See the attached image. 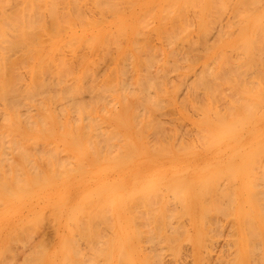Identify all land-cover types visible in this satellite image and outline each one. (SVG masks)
Instances as JSON below:
<instances>
[{"label":"rangeland","instance_id":"1","mask_svg":"<svg viewBox=\"0 0 264 264\" xmlns=\"http://www.w3.org/2000/svg\"><path fill=\"white\" fill-rule=\"evenodd\" d=\"M2 0H0V2H1ZM5 3H3V2H1V3H3V4H1L0 3V8L4 11H2L1 9H0V15L1 16H3L4 18H6L5 19V21H4V18L2 19V17H0V19H2V20H0V31L1 30H3L2 29V27H4L5 29L6 28H8V27H10V28H14V26L12 27L11 25H12V23H14V25H15V27H16V25L17 24H19L20 26H21V23L23 22L24 23V21L26 20V18H27V20L29 21L30 20V17H33L35 14H36V12H37V14L40 12V14H41V16H40V14H38V16L36 15V18H35V16L33 17V19H31V20H33L34 21V18L36 19V21L35 22H33V23H35V29L36 30H34V28L32 29H25V28H23L24 27V24H23V27H21L22 28V31H23V29H25V30H31L32 32V35L34 36H32L33 37V39L35 40V38H36V40L37 41H42V42H46V47H45V49H50V52H52L51 54L52 55H57L58 54V57H62V58H64L65 59V61L66 62H69L70 63V65L72 64V63H74L73 64V66H76L78 63H79V61H74V62H70V61H72V57H71V55L69 56V54H72V52H70L71 51V49H72V51L74 50H76V52H77V50H78V54H82V56H83V59H84V56H85V61H88L89 60V65H91V63L93 62L94 63V66L98 69V74L97 73H95V74H97V75H95L96 76V78H97V76L100 74L101 76H102V73H103V71L107 68V69H109L110 67H112L113 65H114V63H112L113 62V56L116 54V52H117V46H115V45H117V44H119V43H121V42H123L122 44H121V48L122 49H128L127 47H124V46H126V40H127V38H128V35L130 34V32H132V33H134L133 31V28H134V25H135V18H138V16L141 14L140 13V6H141V4L145 1V0H134L135 2L134 3H131L133 0H131L130 2H128V0L127 1H123V0H119V1H117V0H98L97 2H95V0L93 1V0H78V1H74V0H63L64 1V5H63V1L62 0H50V1H52V2H50L49 0H42V2H41V0L39 1V2H37V0H25V1H27L26 3H25V1L24 0H19V1H21V3L20 2H18V0L16 1V0H10V2L8 1V0H3ZM28 1H29V3H28ZM31 1H33V2H31ZM49 1V2H48ZM57 2L56 3V7L59 9V11L58 10H56L57 8L55 7V3L54 2ZM72 1V4H74V6L78 9H76L75 7H71L70 8V2ZM74 1V2H73ZM88 1V2H87ZM92 1V2H91ZM30 2H31V4H32V6L30 7ZM34 2H36L35 4H34ZM49 4H48V3ZM60 2H62V5H60ZM155 2L157 3L158 2V4H156L155 5ZM164 2V3H163ZM230 2V1H229ZM232 2H233V0H232ZM9 3H11V4H9ZM17 3H20V4H18L19 5V7L17 8L16 6H18L17 5ZM25 3V4H24ZM41 5H40V4ZM54 3V4H53ZM59 3V4H58ZM77 3V4H76ZM86 3V4H85ZM89 3H90V5H89ZM95 3V4H94ZM96 3H98V4H96ZM106 3V4H105ZM152 3H153V5H152ZM227 3H228V0H226V6H227ZM231 3V2H230ZM230 3H228V5L230 4ZM7 4H9V5H7ZM16 4V6H13V5H15ZM23 4L26 6V7H28V8H26V14H24V12H22V8L24 7L25 8V6H23ZM46 4H48V6L50 5V4H53V5H50V9L52 10L54 7L56 8V9H53L52 10V12L53 11H57L56 13H58V14H56L55 12H53V17H51V15H48L49 13L50 14H52L51 13V10L47 7V5ZM118 4V5H117ZM163 4H166V0H162L161 2L158 0V1H156V0H150V2H149V4L147 5L146 3H143L142 5L143 6H148V7H146L147 9L149 8V7H153L154 8V10H153V12H152V16L150 15V13L148 14L149 15V17H148V15H147V13L148 12H150V11H148L147 13H146V15H144V18L145 17H147L148 19H151L150 17H152V21L153 22H151V23H153V24H155L156 26H158V28H159V25H160V23L158 22L159 20H160V16H162L161 15V8L160 7H163ZM234 4V3H233ZM233 4L232 5H230V7L229 6H227V10H224V13L222 12V10H220V12H221V14H222V16H219L220 18H218V14H219V11H218V14H217V17L216 16H214V18L216 17V18H218L217 19V21L214 19V22H217V23H213V21H212V18H213V14H212V16L210 15V17H211V20H209V14L210 13H208V15L206 14L207 12H205L204 13V17L206 18V20H207V22L209 23V21H212V24H214V25H212L211 24V26H215L214 28L212 27V29H210L209 30V28H208V36H207V41H206V39H203L202 41H203V43L200 41V39H199V42H198V44H197V42L196 41H198L197 40V38H195V40H193L194 42H196V46H198L199 44H201V45H199L200 47L198 48V47H195L194 46V44H193V47L195 48H193L192 49V47H191V51L193 52V50H194V52L192 53V52H190V50H189V54L187 53V55H189V57H190V55L191 54H194V57H193V55L191 56V57H193V58H191L193 61H194V63L190 60V61H187V63H186V61H184L183 63H182V65H185V64H187V66L185 65L184 67H182L183 68V70H181L180 68H178V69H176V70H174L173 68H172V71H174V72H172V73H170L169 71V73L166 71V74L169 76H167L168 78H170V74L172 75V76H175L176 75V72H179L181 75L183 74L184 75V73H189L188 74V76H187V74H185L184 76L182 75V79L184 78V79H186V77H187V79L186 80H182V81H184L183 83H182V81H181V79H180V81L178 80V79H176V76L174 77L176 80H178L177 81V83H179V82H181V84L179 83V85H177L176 84V81L175 82H173L174 84H176L177 86H175L176 88H177V91H176V93L178 92V94L176 95V94H173V95H171V94H169V93H167V92H169L168 91V88L170 87V83H168V82H166V83H168L169 84V87L167 88V84H165V86H166V88H167V92L162 96V103H164V105L163 106H165V107H163V108H161L162 107V103H160L159 104V106L161 105V107H159L158 106V111H159V113H158V111L157 112H155L156 113V118L157 117H159V115L158 114H161V116L159 117V118H155L157 121H158V119L160 120V119H162V120H164V122H162V120H160V122H162V123H160L159 122V124L162 126V124H164L165 122H167L166 124H165V126L163 125V129L165 128V130H167L168 131V129H173L172 130V132H169V134L168 135H170V138H171V140L170 139H168L167 137H166V140L168 141V143H167V141L166 140H164V138L163 137H165V136H167V131H166V133L164 132V136H162L161 137V133H157V131H158V129H162L161 127H157L156 129H155V131H152V129L150 130H148V131H146V132H143L142 134H144V135H142L141 137H142V142L144 143V144H146V140H147V137L145 136L146 134H148V137H149V135H151V138H152V136H153V133L154 132H156L158 135H156V133H154L155 135H154V137L153 138H155V140H156V138L157 139H159V138H163L162 140L163 141H166L165 143H167V144H172V143H174V145H175V142H174V138H175V136H176V134H177V136H179V139H178V137H177V139L178 140H180V142L179 141H177V140H175L176 142H178L176 145H178V144H180L179 146H181L183 143H182V141L184 140H186L188 143L190 142V144H191V146L193 147L194 145H192V144H195L196 146H195V148H190L191 149V151H194L195 153H197V155H199L200 154V157H202L203 159H205V158H207L208 159V162H207V166H206V169L204 170V171H200V173H199V175L201 174V176H207V184H206V187L208 188V186H209V188H210V193L212 192V190L214 189V190H218L217 191V199H218V201L221 203H219V202H217V203H219V207H220V210L222 209V211H220L221 212V214H222V216H221V214H220V212L218 213V211H215V213H216V216H215V213H214V208L213 207H217L218 206V204H217V206H216V204H213V201L212 200H214V203H216V199H214V197H215V195H213V194H210L209 193V191H208V189L206 190V192H207V194L209 193V198H211V196L213 197V199L211 198V199H204L205 201L207 200V202H206V204L204 203L205 201L203 200V202H202V204L204 203V208H205V210H206V212L207 211H209L210 209L213 211V212H209V214L207 215V216H209V219H208V217L206 218H204L203 217V215L205 214H202V215H200L199 217H197V218H195L196 220H197V228H194V226H193V220L194 219H191V220H189V219H182V220H185V221H182V220H179V222L181 221L183 224H181V223H179V224H181L183 227L185 226V229H176L175 227H176V225H177V223H176V225H175V222L173 223V221H176V222H178V220L177 219H172V220H170V223H173V224H171L172 225V227L174 228L173 229V231L171 230V227H170V229H168V231H167V229H166V231H167V234H165L164 233V235H162L161 233L159 234V236L161 237V240H159L160 242L162 241V239H164L165 237H166V235L168 236V237H166L165 238V241L166 242H164V241H162L160 244L158 243V239H157V241H155L156 243H158L157 244V246H159V247H157L156 246V243L155 242H153V244L151 245L152 247H150V245H149V243H148V241L147 240H145L144 238V235H142L141 237L147 242V245H146V243L144 242V240L141 238V240H143V245L145 246V248H146V246L148 247V249H147V251H146V249H145V251L146 252H148V253H153L154 251H155V255H154V259H153V261L154 262H152V264H253L254 262V264H264V240H262V239H264V234H261L262 232H264V222H262V221H264V220H261V217H264V213H261V217H260V215L258 214V213H260L261 211L259 210L260 209V207H261V209L262 208H264V206H262V205H264V201H261V200H259L258 202L259 203H257V202H255V211L257 212V214L259 215V217H257L256 216V214H255V211L254 210H252L251 209V211H249L250 209H248L247 211H248V213L246 212V208L247 207H242V206H238V203H240L241 202V191L242 190H246V185H245V179H246V176H249V178L251 177V179H253L252 178V174H249V173H253V171H255V172H257L258 173V171H260V169H261V167H260V169L257 171V169L259 168H257V166H254V165H257V164H254V163H256L257 162V160H258V162H259V160H260V162L258 163L259 165H260V163H262V160H264V159H262V157H264V156H262V155H264V154H262V153H264V151H262V153L261 152H258L259 153V158L257 159L256 157H258L257 155H256V157H255V154L253 155V150L254 151H256L258 148L260 149V151H261V148L262 149H264V110H262V113H260L261 112V110L260 109H264V108H262V106H264V105H262V104H264V100H262L261 101V94H264V92H262V91H264V88H262V87H264V83H262V82H264V77H261L262 75H264V71H262V70H264V67H262L261 69H258L259 67H260V65L259 64H261V66L262 65H264V64H262V62H264V54H262V53H264V48H262V47H264V41H262L261 42V40H259L258 39V42L257 41H251L252 42V46H255V45H257V46H261L260 48H261V50H260V48H258L260 51H262L261 52V54H259L260 55V57L257 55V54H255V55H257L258 57H259V59L257 58V57H254V58H256V61L254 62L253 61V63H254V65H255V63H256V65L255 66H257V64L259 65V67L258 68H256L255 66H252V64L253 63H249V61L251 62V59L249 60V58H250V55H249V52H250V54L251 55H253V56H255L254 54H253V48H251L250 47V42H249V44H247V46H249V52L247 53V55H245V56H243L244 54H242L244 51H242V53H241V55H240V51L241 50H245V41H243L242 40V38H241V36L239 37V33H242L245 29H249V28H251V24L250 23H247V22H245V23H242V22H238V21H241V20H237V19H235V20H232V18L234 19V18H236L238 15H240V12H239V14H237V16H236V11L234 12V10L233 9H231L230 10V8H234V6H233ZM1 5H2V7H1ZM8 6V7H3V6ZM10 5H12L11 7H9ZM43 5V6H42ZM152 5V6H151ZM171 5H173V7H174V4H171ZM171 5H170V7L169 8H167L168 10L170 9L171 10V8H173V7H171ZM60 6H62V8L60 7ZM101 6V7H100ZM47 8V10H46V8ZM53 7V8H52ZM82 7V8H81ZM95 7H98V8H95ZM179 7H180V5H175V7H174V10L172 9L171 11H174L173 13H175L176 11H178L179 13H182V12H180V10L181 11H183L184 12V10L183 9H180L179 10ZM236 7V6H235ZM5 8V9H4ZM8 8H10V9H8ZM11 8H12V10H13V12L15 13V14H13L12 12H10V14H9V12H8V10L10 11L11 10ZM20 8V9H19ZM32 8H33V10H32ZM42 8V9H41ZM45 8V9H44ZM61 8V9H60ZM100 8H102V10L100 9ZM104 8V9H103ZM106 8H108V9H106ZM119 8V9H118ZM121 8V9H120ZM8 9V10H7ZM15 9H17L16 10V12H15ZM37 9V10H36ZM73 11V13H71V10ZM101 10V13L103 12V14L104 13H106V16L107 17H105L106 19H104L103 17L105 16V14L104 15H102L101 13H99V11ZM106 9V11H104ZM123 9H125L123 12H122V10ZM151 9V8H150ZM225 9V8H224ZM229 9V10H228ZM235 9V8H234ZM247 8H244V10H246ZM11 10V11H12ZM19 10H20V12H19ZM28 10H31L32 11V13L34 12V14L33 15H31V16H29L30 14H32V13H28L27 11ZM43 10V11H42ZM45 10V11H44ZM49 10H50V12H49ZM77 12H76V11ZM110 10V11H109ZM111 10H113V11H115L114 13H113V11H111ZM117 10V11H116ZM139 10V11H138ZM146 10V9H145ZM157 10V11H156ZM176 10V11H175ZM236 10V9H235ZM237 10H238V8H237ZM244 10H243V12H244ZM252 11L254 10V9H251ZM257 10L258 9H255L253 12H250L249 13V16L247 15V14H245V13H248V11H249V8H248V10H247V12L245 11V13H244V15L246 16L247 15V19L248 18H250L252 15H254L256 12H257ZM7 11V12H6ZM17 11H18V14H17ZM36 11V12H35ZM78 11H80V12H78ZM84 11V12H83ZM128 11V12H127ZM137 11V12H136ZM186 11V10H185ZM190 10H187L186 12H184V13H186L187 14V17L185 16V20L187 21V20H190V18L193 16L192 15V13L190 12V14L188 13ZM241 11V10H240ZM22 12V13H21ZM43 12V13H42ZM47 12H49L48 14H47ZM83 12V13H82ZM92 12V13H91ZM98 12V13H97ZM109 12V13H108ZM113 14H112V13ZM170 12V11H169ZM21 13V14H20ZM28 13V14H27ZM46 13V14H45ZM55 13V14H54ZM64 13V14H63ZM69 13H70V15L72 16V18L73 19H71L70 17V15H69ZM82 13V14H81ZM171 13V12H170ZM183 13V14H184ZM226 13V14H225ZM238 13V12H237ZM60 14V15H59ZM67 14H68V16H67ZM81 14V15H80ZM98 14H100L99 16H98ZM111 14V15H110ZM128 14H131L132 16H133V20H134V22H131L132 21V19L131 20H127V15ZM156 14V15H155ZM176 14H178L177 12H176ZM176 14H174V16L176 15ZM220 14V15H221ZM225 14V15H224ZM232 14V15H231ZM235 14V15H234ZM243 13H241V15H242ZM18 15H21V17L19 16L18 17ZM57 15V16H56ZM62 15V16H61ZM66 15V16H65ZM89 15V16H88ZM109 15V16H108ZM113 15V16H112ZM141 15H143V14H141ZM182 15V14H181ZM188 15H190V18L188 17ZM216 15V14H215ZM234 15V16H233ZM25 16V17H24ZM49 16V17H48ZM65 16V17H64ZM74 16V17H73ZM77 16V17H76ZM78 16H79V18H78ZM115 16V17H114ZM169 16V15H168ZM171 16H173V15H170L169 17H171ZM208 16V17H207ZM232 16V17H231ZM243 16V15H242ZM245 16H243V17H245ZM23 17V18H22ZM37 17L39 18L38 20H37ZM42 17H43V21H42ZM47 17V18H46ZM56 17H59V19L58 18H56ZM61 17H62V19H61ZM80 17H81V19H80ZM84 17V18H83ZM96 17V18H95ZM141 17V16H140ZM154 17V18H153ZM160 17V18H159ZM179 18L181 17L180 15L178 16ZM240 16H238L237 18H239ZM40 18H41V20H40ZM75 18V19H74ZM102 19V21L101 20H99V21H101V22H99L98 21V19ZM142 18H143V16H142ZM156 18H159V19H156ZM183 19V22L186 24V21L184 20V17H182ZM186 18H188V19H186ZM241 18V17H240ZM11 19H15V20H13V21H15V22H12L11 23ZM61 19V20H60ZM65 19V20H64ZM97 20L98 22L96 23V22H94V21H91V20ZM146 19V18H145ZM192 19H194L195 20V18L194 17H192ZM191 19V23H193L194 24V20H192ZM232 21H231V20ZM244 19H246V17L244 18ZM9 22V24H8V22ZM27 20H26V23H27ZM56 20V21H55ZM64 20V21H63ZM72 20H74L75 22H77V24L75 23V22H73ZM144 20V19H143ZM229 20V21H228ZM38 21V22H37ZM58 21L61 23H58ZM65 21H66V23H65ZM68 21V22H67ZM174 21V20H173ZM226 21V22H225ZM230 21H231V23H230ZM237 21V22H236ZM7 22V23H6ZM17 22V24H15ZM37 22V23H36ZM46 22V23H45ZM63 22H64V24H63ZM83 22L85 23V24H83ZM149 22H150V20H149ZM175 22V21H174ZM174 22H172V23H174ZM229 22V23H228ZM234 22L236 23V24H234ZM26 23H25V25H26ZM31 23L32 22H30V24L28 23L26 26L28 27L29 25H30V27H33L32 25H34V24H32L31 25ZM43 23V24H42ZM51 23V24H50ZM72 23V24H71ZM78 23H80V24H78ZM96 23V24H95ZM177 23V22H176ZM183 23V24H184ZM191 23H189L188 21H187V24H190L191 25ZM211 23V22H210ZM210 23L209 24H207L208 25V27H210ZM219 23V24H218ZM221 23V24H220ZM241 23V24H240ZM36 24H37V26H36ZM58 24V25H57ZM70 24V25H69ZM83 24V25H82ZM89 24V25H88ZM94 24V25H93ZM134 24V25H133ZM186 24V25H187ZM192 24V25H193ZM215 24H218V25H215ZM235 26H234V25ZM246 24V25H245ZM39 25V26H38ZM41 25V26H40ZM46 25V26H45ZM55 25L56 26H58V27H55ZM65 25V26H64ZM85 25V26H84ZM93 25V26H92ZM129 25V26H128ZM132 25V26H131ZM189 25V26H190ZM233 25V26H232ZM245 25V27L243 28V26ZM20 26H17L16 28L17 29H20L21 30V28H20ZM49 27V29L47 30V28ZM68 26V27H67ZM223 26V28H221ZM241 26V27H240ZM44 27H46V28H44ZM52 27V28H51ZM124 27H125V29H124ZM193 28H194V25L192 26ZM190 28V30H189V34L187 35V37H191V36H193L192 37V39L194 38V36L195 35H193V34H195V29H193V28ZM218 27V28H217ZM231 27V28H230ZM10 28H8L7 30H8V32H10V31H12V32H15L14 34H16V33H18V32H16V31H14V30H10ZM16 28H14V29H16ZM55 28V29H54ZM67 28V29H66ZM119 28H121V30H119ZM168 29H170L169 27H167ZM219 28H220V30L221 31H219ZM227 28V29H226ZM230 28V29H229ZM234 28H236V29H234ZM243 28V29H242ZM42 29V30H41ZM61 29V30H60ZM64 29V30H63ZM117 29V30H116ZM129 29H131V31L129 32L128 30ZM217 31H219V32H217ZM232 29V32H234V33H232L230 30ZM34 30V31H33ZM40 30L44 33H42L41 34V32H40ZM45 30V31H44ZM48 31V33H47V31ZM152 30V29H151ZM213 30V31H212ZM222 30L224 31L223 33H222ZM239 30H241L240 32H239ZM36 31V32H35ZM51 31H54V32H51ZM58 33H57V32ZM62 31V32H61ZM114 31H115V33H114ZM117 31H118V33H117ZM210 31H212V32H210ZM231 32V34H233V35H229L230 37H228L227 36V32ZM6 30H5V33L7 34L8 33ZM110 32H112V34L114 33V36H112V34H110ZM122 32V33H121ZM148 32L149 31H146V34H148ZM221 32V34H222V36H221V34H220V37H221V39H220V37H219V39H220V41H219V39H218V37L216 36L218 33H220ZM225 32H226V34H225ZM19 33H21V31L19 32ZM123 33H124V35H123ZM151 34H148L149 35V37H147L148 35H145L146 37H147V40H148V44H151V42H152V44L151 45H155L156 47H158V48H164L165 46V44L162 42V39L160 38V36H158L157 35V37H156V32L154 31L153 32V30H152V32H150ZM193 33V34H192ZM211 33V34H210ZM213 33V34H212ZM215 33V34H214ZM5 34V37H6V39H9V38H7L8 36H10V40H15V38L17 39V38H19L18 40H20V39H23V37L22 36H14V34L13 33H8V36ZM10 34V35H9ZM55 34H57V35H55ZM105 34V35H104ZM107 34V35H106ZM108 34H110L109 36H108ZM116 34H117V36H116ZM18 35V34H17ZM36 35V36H35ZM43 35V36H42ZM47 37H46V36ZM215 35V43H214V38L213 37H211V36H214ZM224 35V36H223ZM1 36V35H0ZM26 36V35H25ZM24 36V38L25 39H31V40H33L32 39V37H30V36H26L25 37ZM76 36V37H75ZM111 36V37H110ZM116 36V38H114ZM124 36V37H123ZM210 36V37H209ZM2 37V36H1ZM0 37V38H1ZM44 37H46V38H44V41H43V38ZM73 37V38H72ZM80 37V38H79ZM90 37V38H89ZM113 37V38H112ZM123 37V38H122ZM196 37V36H195ZM217 37V38H216ZM228 37V38H227ZM3 38V37H2ZM60 38V39H59ZM66 40H65V39ZM87 38V39H86ZM154 38V39H153ZM211 38H213L211 41H210V43L213 45L210 49H209V51L207 52V54L206 55H204V51L203 52H201V50H202V48H204V46H207V47H210L211 46V44L209 43V40L208 39H211ZM40 39V40H39ZM67 39L69 40V39H71L70 41H67ZM86 41H91V42H97V45H95V47L93 48V50H91V49H89V48H85L86 46H85V44L84 43H86L85 42V40ZM93 39V40H92ZM121 39H122V41H121ZM218 40V42H217V40ZM49 40V41H48ZM54 40V41H53ZM60 40V41H59ZM73 40V41H72ZM205 40V41H204ZM222 40V41H221ZM262 40H264V39H262ZM64 41H67V43L65 44V43H63ZM77 43H76V42ZM84 41V42H83ZM106 41H107V43H106ZM112 42V44H110L111 42ZM115 41H116V43H115ZM119 43H118V42ZM151 41V42H150ZM241 41V42H240ZM243 41V42H242ZM44 42V43H45ZM70 42H72V43H70ZM82 42V43H81ZM98 42H99V45H98ZM105 43V45L106 46H104L103 45V43ZM201 42V43H200ZM205 42V43H204ZM258 44H257V43ZM260 42H261V44H260ZM58 43V44H57ZM62 45H61V44ZM69 43H70V45H69ZM76 43V44H75ZM156 43H157V45H156ZM208 43V44H207ZM241 43H243L242 45H243V47H242V45H241ZM255 43V44H254ZM62 46V47H58V46H60V45ZM72 44H75V46H72ZM96 44V43H95ZM115 44V45H114ZM204 44H206V45H204ZM215 44V45H214ZM254 44V45H253ZM260 44V45H259ZM49 45V46H48ZM66 45H68V46H70L71 47V49H69L68 47H66V48H64ZM76 45H77V47L79 46V45H82V49H81V46H80V49L79 48H77L76 47ZM109 45H111L110 47H109ZM203 45V46H202ZM221 45V46H220ZM98 46H100V49H101V51H99V48H98ZM103 48H102V47ZM115 47V52L113 51L114 50V47ZM160 46V47H159ZM232 46V47H231ZM235 46H236V48H235ZM51 47V48H50ZM74 47H75V49H74ZM106 47H109V51H107L106 50ZM112 47H113V49H112ZM183 48V47H181V44H179L178 45V47L177 48ZM235 49H234V48ZM63 48L67 51H69V53H68V51H67V53H66V51L65 50H63ZM83 48L84 49H86V50H83ZM111 48V49H110ZM185 49H187L186 47H184ZM201 48V49H200ZM242 48V49H241ZM87 49H89V56H88V50ZM130 49V48H129ZM185 49H183L184 51H185ZM221 50L223 53H226V54H224V59H222L223 58V54H221L222 52H220V50H219V52H220V54L221 55H218V57H217V61H216V63L214 62V66H215V68L213 67V61L215 60L212 56V52L213 51H215V50ZM233 49V50H232ZM241 49V50H240ZM258 49H256V50H258ZM57 50V53H55V51ZM58 50L60 51V52H58ZM179 50V49H178ZM227 50H228V52H227ZM235 50V51H234ZM113 51V52H112ZM128 51V50H127ZM180 52H182L181 50H179ZM253 51V52H252ZM260 51H257V52H260ZM47 51H44V54L46 53ZM63 52H65V53H63ZM93 52H94V54H93ZM99 54H98V53ZM100 52H101V54H100ZM107 52V53H106ZM129 52H130V54L132 53L133 54V58L131 57V60H130V62H133V60L132 59H134V62H133V64L134 65H136L137 64V58L136 57H134L135 55H137L136 54V52L133 50V49H130L129 50ZM198 52V53H197ZM54 53V54H53ZM60 53H62V54H60ZM106 53V55H104ZM202 53H203V57H200V56H202ZM60 54V55H59ZM67 55V57H66V55ZM103 54V55H102ZM112 54V55H111ZM186 54V53H185ZM55 55V56H56ZM99 56V58H97L98 56ZM101 55H102V58H101ZM110 55V56H109ZM195 55H197V58L198 57H200V58H198V60L197 61H195ZM228 55V56H227ZM55 56H53V58L55 57ZM87 56V57H86ZM108 56V57H107ZM129 56V55H128ZM219 56H220V58H219ZM235 56V57H234ZM242 56V57H241ZM57 56H56V58H58ZM89 57V58H88ZM107 57V58H106ZM110 57H111V59H110ZM208 57H209V59H210V61L208 60ZM213 59H212V58ZM222 57V58H221ZM242 59H241V58ZM244 57V58H243ZM247 57H248V59H247ZM56 58L54 59V60H56ZM69 58H71V60L69 61ZM94 58V59H93ZM219 58V59H218ZM234 60H233V59ZM251 58H253V57H251ZM92 59H93V61H92ZM101 59V60H100ZM106 59H108V62H107V60ZM136 59V60H135ZM225 59L227 60V62L229 63V65H227V67L225 66V68H224V72H222L223 70H222V68H221V72H222V74H221V72H219L218 70L219 69H217L216 68V66L218 65V63L219 62H221L222 60H224L225 61ZM245 59V60H244ZM92 62H91V61ZM94 60H95V62H94ZM104 60V61H103ZM126 60H128V59H126ZM240 60H242V61H240ZM244 60V61H243ZM253 60H255V59H253ZM99 63H98V62ZM112 61V62H111ZM205 61H209L210 63H212V64H210L211 65V67H213L212 69L214 70V71H216L217 70V73H219V76H218V74H216V73H214L215 74V78H213V76L212 77H207L208 78V80L211 82V84H212V86H211V84H207V82H209L207 79H205V83H206V85H208V86H210V87H216V85H214V83H215V81H217L216 82V84L219 82V83H222V84H220V86H219V84H217V86L219 87L218 89H221L220 87H225L224 85H227L225 88H223L220 92L222 93V95H223V98H222V95H220V99L222 98L224 101L226 100V102H224V103H222V99L221 100H219L218 102H217V105H218V103H221V104H219L220 106H219V108H222L221 109V111H220V109L218 108V110L220 111L219 113H222L221 115H223L221 118L223 119L224 117V122H223V124L224 125H219V127H221V128H223L225 131V133H223L221 130L219 131V129H217L218 130V134L216 133L217 131H215V129H213V127L209 124V131H208V133H209V135H208V137L210 138H208L209 140H210V142H212L213 143V141H211L212 139L214 140V143L215 142H217L218 140H220V142L218 141L217 143H215V144H211L210 142H209V140H208V142L210 143V145H209V148H208V151L205 153V149H204V154H202L203 152H202V149L197 145V143H199V142H197L198 141V138H197V136H195V134L198 132V131H196L195 129H197V126H198V124H197V122H198V117H199V114L197 113L198 111H199V107L197 106V105H195V103H194V101H195V99L197 98V95L198 94H202V93H200V91H202L203 92V90L201 89V88H197L198 89V93H197V95H196V97H194V96H192L191 95V93L192 92H190L189 93V91L191 90H186V89H189L190 87H191V85H189V81H190V83L192 82V83H195V82H193L192 81V78L194 79L195 78V76H193V75H197V74H193V73H198V67H199V65H200V68L202 67V65H201V63H203V62H205ZM246 61V64H248L249 65V67L248 66H246L245 67V69H248V68H250V67H252L251 68V70L253 69V67H255L254 69L256 70L255 72H253V73H251V74H253V75H251L248 71H243V65L245 66V64H243L244 62ZM260 61V62H259ZM78 62V63H77ZM105 64H104V63ZM126 62H128V61H126ZM190 62H192V63H190ZM223 62V61H222ZM227 62H225V63H227ZM233 62V63H232ZM239 62H240V64H239ZM68 63V64H69ZM101 63H102V65H101ZM232 63V64H231ZM236 64V67H235V64ZM243 65H242V64ZM98 64H99V66H98ZM113 64V65H112ZM125 64V63H124ZM127 64V63H126ZM178 64H180V63H178ZM192 67V69H191V67L189 66V65ZM68 66L71 70H70V72H73V71H75V70H72V69H74V68H77V66L76 67H74V68H71V67H73L72 65L71 66ZM104 65V66H103ZM224 65V64H223ZM226 65V64H225ZM231 65V66H230ZM241 66V67H240ZM100 67V68H99ZM130 67V66H129ZM129 67L127 66V72H128V74H127V72H125V74H127L126 75V77L124 76V80H126V79H128L127 77H131V73H129L130 72V70L132 69L131 67H130V69H129ZM189 67H190V70H188L189 69ZM248 67V68H247ZM102 68H104V69H102ZM186 68H188V69H186ZM197 68V69H196ZM241 68V69H240ZM102 69V70H101ZM180 69V70H179ZM186 69V70H185ZM237 69V70H236ZM20 71H22V76L20 75V79H22V80H20L21 81V85L20 86H23L22 84V81H23V79L25 78H27V74L24 72V68H20L19 69ZM89 70V71H88ZM100 70V71H99ZM185 70V71H184ZM194 70V71H193ZM195 70H196V72H195ZM250 70V69H249ZM87 71L88 72H90L91 70L88 68L87 69ZM152 71H153V69H152ZM171 71V70H170ZM258 71H260L261 73V75H258V76H256V74L255 73H257ZM192 72V74H190ZM199 72H200V70H199ZM237 72V73H236ZM241 72V76H239L240 73ZM248 73L247 75L248 76H245V73ZM24 73V74H23ZM230 73V74H229ZM244 73V74H243ZM174 74V75H173ZM201 74V73H200ZM257 74H259V72L257 73ZM130 75V76H129ZM181 75H179L180 77H181ZM190 75V76H189ZM192 75V76H191ZM216 75H217V79H216ZM26 76V77H25ZM101 76H98L99 78H97V79H100L101 78ZM164 76V75H163ZM172 76H171V78H172ZM221 76V77H220ZM231 76H232V78H231ZM242 76H245V77H242ZM250 76H252V77H250ZM254 76H256V78L254 77ZM23 77V78H22ZM90 77L91 76H89L88 78H86V79H88V80H90ZM259 77H261L260 79H262V82H261V85H259V86H262L261 87V89L259 88V86L257 87V85H253V82L254 83H256V81L258 80V78ZM164 79L163 81H166L165 80V78L164 77H161L160 79ZM173 78V79H174ZM211 78L213 79V81H211ZM229 78H231V79H233V80H230L229 82H237V84L235 85V83H234V85L236 86V87H234L233 89H235V93L237 94V92H239L238 94H241V95H234L233 94V92H234V90H232V88H231V90L233 91H230V90H227V87H228V89H230L229 88V82L227 81ZM243 78V79H242ZM247 78V79H246ZM249 78V79H248ZM171 80V79H169L168 81L169 82H172V81H174V80ZM220 79V80H219ZM236 80V81H235ZM247 80V81H246ZM252 80V82H251V85H250V81ZM185 81H186V83H185ZM223 81V82H222ZM86 83L88 82L87 80L85 81ZM127 82H129V80H127ZM89 83V82H88ZM185 83V85L183 86V84ZM245 83H247V89H245L246 88V85H241V84H245ZM117 84H119V82L117 83ZM172 84V83H171ZM196 84H197V82H196ZM173 85V84H172ZM186 85H188V87L186 88ZM194 85V84H193ZM192 85V86H193ZM214 85V86H213ZM238 85H239V87H238ZM253 86V89L252 90H254L253 92H252V90H251V88H249L248 86ZM118 86V85H117ZM190 86V87H189ZM194 86H196V85H194ZM243 88V86H244V88L242 89L241 87ZM172 87V86H171ZM51 88V87H50ZM131 88V87H130ZM173 88V87H172ZM176 88H174V89H176ZM194 88V87H193ZM217 88V87H216ZM248 88L250 89V90H248ZM256 89V91L258 92V89L261 91V93H257L256 91H255V89ZM18 89H20V88H18ZM52 89V88H51ZM132 89V88H131ZM170 89V88H169ZM179 89V90H178ZM181 89V90H180ZM199 89H201V90H199ZM236 89H238V90H236ZM48 90H49V88H48ZM185 90H186V94H185ZM243 90V91H242ZM50 91V90H49ZM49 91H48V93H49ZM52 91V90H51ZM50 91V92H51ZM191 91H193V89L191 90ZM222 91H224V92H222ZM228 91H230V92H228ZM243 92V93H240V92ZM245 91V92H244ZM19 92V91H18ZM21 92H23V90H21L20 89V93ZM172 92H174V90L172 91ZM171 91H170V93H172ZM254 92H256V93H254ZM53 93H55L54 91L52 92V94ZM195 93V92H194ZM219 93V92H218ZM224 93V94H223ZM245 93V94H244ZM50 94V93H49ZM52 94L51 95H49L50 97L52 96ZM186 95V97H187V99H190L191 100V102H189V105L187 104L188 103V101L186 102V100L185 101H183L184 99H186L185 97H182L183 95ZM234 95L236 98L235 99H233V97L234 96H232V95ZM85 95H86V93H85ZM168 95H170L171 96V98L173 99V102L171 101L172 99L171 98H169L170 96H168ZM176 95V96H175ZM202 95H204V94H202ZM202 95H198V98L200 97V96H202ZM232 97H231V96ZM244 95V96H243ZM251 95V96H250ZM259 96V100L261 101H259L257 98H258V96ZM261 95V96H260ZM83 96H84V94H83ZM179 96V97H178ZM181 96V97H180ZM191 96L193 97L192 99L194 100H192L191 99ZM230 96V97H229ZM248 98V100H247V98ZM257 96V97H256ZM190 97V98H189ZM242 97V98H241ZM262 97H264V96H262ZM27 98V97H26ZM47 99V97H45L44 96V98L43 99ZM167 98V99H166ZM183 98V99H182ZM195 98V99H194ZM198 98L196 99V100H198ZM203 98V96L201 97V99ZM230 98H231V100H230ZM237 98H239V99H237ZM246 98V100L249 102H251V100L253 101V100H255L256 101V103L258 102V104H256L255 103V101H254V103L255 104H251L252 106H248L247 104L246 105H244V109H243V107H240V106H243L241 103V105L239 104V102H242V101H244V100H242V99H245ZM249 98H250V100H249ZM33 99V98H32ZM44 100L45 102H47V100ZM164 99H166L165 101H167V105H165V102H164ZM177 99V100H176ZM180 99V100H179ZM200 99V98H199ZM201 99L200 100H198L199 102L201 101ZM240 99H241V101H240ZM262 99H264V98H262ZM168 100H170L171 101V103L169 104V102L170 101H168ZM233 100V101H232ZM235 100V101H234ZM238 100H239V102H238ZM245 100V101H246ZM24 102H25V104H26V102L27 103H29L30 105H32V103L34 102V103H36L34 100H33V102H32V100L30 99V101L29 100H27L26 101V99H24L23 100ZM37 101V100H36ZM176 101H178V103L176 102ZM180 101H183L184 102V106L183 105H181V103H183V102H180ZM193 101V102H192ZM238 103H237V102ZM195 102H197V101H195ZM227 102H229V105L228 104H226ZM234 102H235V104L237 103V104H239V105H235L234 104ZM191 103H193L194 104V109L196 110V112H195V110H193V109H190V107L191 106H193ZM246 103V102H245ZM244 103V104H245ZM252 103V102H251ZM23 103H21L20 105H22ZM29 104H26V105H29ZM178 104H180L181 105V107H180V105H178ZM191 104V105H190ZM25 105V106H26ZM231 105V106H230ZM259 105V106H258ZM25 106H23L22 108H21V106L19 107V105H18V108H21V109H25ZM186 107V109L187 110H185V108H183V107ZM226 108H225V107ZM234 106H237L238 108H239V111H238V109H237V107H234ZM248 106V107H247ZM255 106H256V108H255ZM261 106V107H260ZM168 107V108H167ZM170 107V108H169ZM196 107H198L197 109H196ZM225 109H224V108ZM236 108L235 110H234V108ZM245 107H247V109H245ZM253 107V108H252ZM259 107V108H258ZM231 109V110H228V109ZM243 110H242V109ZM248 108H249V111H248ZM255 108V109H254ZM258 108V109H257ZM226 109H227V111H226ZM233 109V110H232ZM252 109V110H251ZM257 109V110H256ZM175 110V111H174ZM194 112V113H197V114H194L193 115V113H192V111ZM243 112H242V111ZM245 110H247L248 112H249V114H251V116H250V119H247L248 118V116H243L244 114H247L248 112H246L245 113ZM251 110V111H250ZM256 110V111H255ZM260 110V111H259ZM161 111V112H160ZM162 111H163V113H165V115L166 116H163L162 114ZM224 111V112H223ZM229 111H231V112H229ZM236 111V112H235ZM200 112V111H199ZM226 112V113H225ZM229 112V116H228V113ZM257 112H259V114L257 113ZM158 113V114H157ZM168 113V114H167ZM190 113H191V115H190ZM253 113V114H252ZM227 114V115H226ZM231 114H233V115H231ZM248 114V115H249ZM198 117H197V116ZM226 115V116H225ZM237 117V116H239L240 115V118L238 119V118H236L235 116ZM242 115V116H241ZM175 116H176V118H175ZM177 116H179V117H177ZM195 116L197 117V118H195ZM227 116H228V118H227ZM232 116V117H231ZM234 116V117H233ZM154 117H155V114H154ZM173 117V118H172ZM175 118V119H174ZM178 118H181V119H178ZM233 118L234 119H238V121L239 120H241V122H243V123H240L239 124V126H238V124H237V122L238 121H236L235 122V120L234 121H232L233 120ZM171 120V121H168V120ZM243 119V120H242ZM172 120H174V121H172ZM221 120V119H220ZM182 121V122H181ZM184 121V122H183ZM223 121V120H222ZM228 121L230 122V121H232V122H230V123H232V124H230V123H228ZM96 122H98V123H100L98 120H96ZM96 122H95V124H96ZM102 122V121H101ZM171 122H172V124H171ZM233 122H234V124L236 123V127L233 125ZM240 122V121H239ZM244 122H246L245 124H244ZM106 123V122H105ZM104 123V124H105ZM229 125H228V124ZM100 124H102L101 126L102 127H104V124L103 123H100ZM159 124H157V125H159ZM179 124V125H178ZM197 124V125H196ZM243 124V126H241ZM174 125V126H173ZM177 125V126H176ZM192 125H193V127H192ZM27 126V125H26ZM24 124L22 125L21 124V127L20 128H22V129H24L25 130V132L23 133V134H21V136L22 137H24V138H26L25 140L23 139V138H21V136H20V134L18 135H13V136H9V137H6V138H8L7 140L8 141H6V139H3V138H0V140L2 139L4 142L6 141L7 143L9 142L10 143V145H8V144H4L3 145V147L5 148V150L6 151H4L3 149L4 148H2V147H0L1 149H0V153H3V152H6V155H8V152L7 151H9V155L7 156V159L9 160V158H10V162H8V161H6V162H8V164H5V161L3 162L2 160L4 159H6V158H3V157H1V161H0V264H21V261L23 262L22 264H82L81 263V261L83 260V259H85V257H90V256H92V258L90 257V259H93L94 260V258L96 259H98L99 257L98 256H100V254H102V256H100V258L98 259V261H100L99 263H103L104 261L103 260H105V262L107 263V261H108V259H109V257H110V255H111V257H110V260L108 261V263L107 264H121L122 262H124V260L122 259V261H121V258L119 257V262H118V260H117V257H115L116 256V254H118L117 256H120L119 255V253H116V252H121V250H122V247L125 249V250H122L123 252H125L126 251V245H125V242H124V236H125V220L126 219H124L125 218V215H124V192H125V182H124V174H125V170L127 169V163H126V157L123 155V154H119V153H114V149H115V147H113V149H111L112 150V152H113V155H115V154H117V157H115V159L116 160H114V159H108V157L109 156H111V154L110 155H108V153H109V148H110V144L109 145H106V141L107 140H103V138H102V140H103V142H102V146H107V148H108V150H106V147H105V149H104V147L102 148V147H100L99 145H100V143H98L97 145H98V147H100L101 148V150L103 149L104 150V153L106 152V155H104L105 157H106V159L105 160H101V158L102 159H104V157H103V152L101 151V150H98L99 148L95 145L97 142H96V140L98 139H96L95 140V142L93 141L95 138H92L91 140H92V145L94 144V147H93V149H92V145H91V142H87L86 143V138H88L90 135L89 134H87V135H85V136H83V137H79V139H76V138H73L72 136H65V135H55V134H53V133H51V134H33L32 132H30L29 130H28V128L26 127ZM101 126H99L98 125V128L99 127H101ZM166 126H168V127H166ZM180 126V127H179ZM182 126H184V127H182ZM196 128H195V127ZM15 127H16V125H15ZM170 127V128H169ZM176 127L178 128V130H175L176 129ZM231 127V128H230ZM233 127V128H232ZM183 130H182V129ZM193 128H195V129H193ZM229 128H230V130H229ZM239 128H241L240 130H239ZM180 129V130H179ZM253 129H257L260 133H261V136L259 137V138H256V137H254V133H253ZM159 130V131H160ZM184 130H185V132H184ZM195 130V134H194V132H192V131H194ZM229 130V131H228ZM151 131V133H148V132H150ZM158 131V132H159ZM162 131H164V130H161V132ZM176 131H178V133H176ZM180 131H182V132H180ZM191 131V132H190ZM210 131H214L213 133V135H215V136H213L212 134H210V133H212V132H210ZM227 131V132H226ZM232 131H234V132H232ZM153 132V133H152ZM174 132V133H173ZM219 132H220V135H219ZM163 133V132H162ZM176 133V134H175ZM223 133V135H221ZM166 134V135H165ZM175 134V135H174ZM198 134V133H197ZM196 134V135H197ZM217 134V135H216ZM36 135H37V137H36ZM82 135V134H81ZM89 135V136H88ZM189 135V136H188ZM191 135V136H190ZM19 136H20V138H19ZM25 136H27L28 138H29V140H28V138L27 137H25ZM88 136V137H87ZM92 136V135H91ZM91 136L89 137V138H91ZM93 136H95V135H93ZM99 135H97V137H98ZM144 136L146 137V138H144ZM156 136H158V137H156ZM215 138H213V137ZM14 137V138H13ZM30 137H31V139L32 138H37V139H34V140H36L38 143H36V142H34V141H32L31 139H30ZM40 137V138H39ZM71 137H72V139H71ZM96 137V136H95ZM169 137V136H168ZM194 139H193V138ZM199 137V136H198ZM212 137V138H211ZM5 138V137H4ZM12 138H13V140L14 141H16L15 142V144H14V148H11L12 146H13V143L11 144V142H13V141H10V140H12ZM15 138H17V139H15ZM19 138V139H18ZM41 138H42V140H41ZM78 138V137H77ZM108 137H106V138H104V139H107ZM125 138V137H124ZM151 138L149 137V139L147 140V141H150L151 140ZM153 138H152V141H153ZM181 138V139H180ZM192 140H195V141H192ZM21 139H23V141L21 140ZM100 140H101V137L99 138ZM99 139H98V141H99ZM117 139H122V137H119L118 136V138ZM176 139V138H175ZM20 140H21V142H20ZM34 142L38 147L37 148H35L36 146H35V144H33L32 142ZM51 142H50V141ZM80 142H78V141ZM86 140V141H85ZM101 140V141H102ZM108 140H109V138H108ZM111 140V139H110ZM144 140V141H143ZM216 140V141H215ZM3 141H1V143L3 142ZM28 141H30V142H28ZM39 141H42V143L41 142H39ZM45 141V142H44ZM48 141V143H46ZM85 141V142H84ZM89 141V140H88ZM121 143V141L120 140H116V138H112V140H111V142L113 143V145L115 144L116 145V143L117 144H120L119 142ZM183 141V142H184ZM3 142V143H4ZM20 142V143H19ZM43 142H44V144H47V146H48V144H49V146H51V144H53L52 146H55V147H52V150L51 149H49V148H51V147H49L48 149L49 150H47L46 148H45V146L43 145ZM73 142H75V143H73ZM187 142H185V143H187ZM194 142V143H193ZM19 143V145H20V147L19 146H17V144ZM25 143H29V144H25ZM31 143L34 145L33 146V148H34V151H36V153H40L41 152V150L38 152V150L42 147H44L47 151L46 152H50V150H51V154L50 155H52V153H54V154H56V152H58L57 154H58V156H57V154L55 155V156H53L52 155V157H55V159H56V157L57 158H59L56 162H58L59 160H63V162H61V163H64V162H67V161H64V159H61V157L63 156H66L65 154H64V152H69L70 154L69 155H67L68 156V159H69V161H71L70 163H77V165H75V166H77L78 168H80V167H83V168H80V169H78L77 168V170H76V167L74 166V165H72V166H74V170H76V171H71L70 173H69V171H67L66 169H64V170H62V165L60 164V161H59V165H61L60 166V168L59 167H57V165L58 164H55V162H54V160H53V158L49 155V158L48 159H50V160H44L45 158H42V156H40V155H36L37 157H35V152L34 151H32L31 149H32V147L29 149L28 147H30V146H32L31 145ZM42 145H41V144ZM61 143V144H60ZM76 143H77V145H78V147H77V145H76ZM105 143V144H104ZM109 142H107V144H108ZM184 143V144H185ZM22 144H24L23 146H22V150L20 151V148H21V145ZM87 146H91V148H90V150H93L92 151V153L93 154H95L94 156H96V157H94L92 154H91V152L90 151H88V149H89V147H87ZM90 144V145H89ZM143 144V145H144ZM6 145H8V146H6ZM16 145V146H15ZM29 145V146H28ZM57 145V146H56ZM112 145V146H113ZM173 145V144H172ZM175 145V146H176ZM1 146H2V144H1ZM9 146H11V147H9ZM59 146V147H58ZM62 146V147H61ZM109 146V147H108ZM146 146V145H145ZM7 147H9V148H7ZM19 147V148H18ZM40 147V148H39ZM57 147L59 148V149H61V150H59V149H57ZM61 147V148H60ZM85 147V148H84ZM15 148H17V149H15ZM23 148H25L24 149V151H23ZM41 148V149H42ZM56 150V152L54 151V152H52L54 149ZM62 148H64V149H62ZM9 149V150H8ZM12 149H15V150H19L20 152H23V153H27L28 154V152H31L30 154L31 155H29L28 154V157H26L25 155H23V158L21 157V159H19L20 158V156L18 155V154H21L19 151V153H15L16 151H14V153H13V151H12ZM27 149V151H25ZM38 149V150H37ZM45 149H44V151H45ZM96 149V150H95ZM3 150V151H2ZM11 150V151H10ZM31 150V151H30ZM110 150V151H111ZM144 150H145V154L147 155V154H151V153H149L150 151L149 150H147L146 149V147H144ZM175 150V149H174ZM43 151V150H42ZM62 152L63 154H59V152ZM64 151V152H63ZM78 151V152H77ZM94 151H95V153H94ZM97 151H99V153L101 154V155H98L99 153L97 152ZM101 151V152H100ZM116 152L118 151V150H115ZM257 151H259V150H257ZM48 152V153H49ZM60 152V153H61ZM22 153V154H23ZM25 153V154H26ZM122 153V152H121ZM174 153L178 156V157H180V156H182L183 155V153H178V152H176V151H174ZM252 153V154H251ZM258 153H256V154H258ZM13 154V155H12ZM16 154V155H15ZM22 154H21V156H22ZM46 153L44 152V154L43 155H45ZM0 155H2V156H5V155H3V154H0ZM60 155H62V156H60ZM72 155H73V158L75 159H70L69 158V156L70 157H72ZM11 156V157H10ZM24 156H25V158H24ZM33 156V157H32ZM45 156H47L48 157V155H45ZM66 156V157H67ZM75 156V157H74ZM99 156H101V157H99ZM118 156L120 157H123L124 156V158H121L120 157V159L118 158ZM260 156H262L261 157V159H260ZM39 157V158H38ZM40 157H41V159H40ZM98 157V158H97ZM112 157V156H111ZM114 157V156H113ZM254 157L256 158L255 160H254ZM28 158H32L31 160L33 161L34 160V162L33 163H35V164H32V162H30V159H28ZM38 160H36V159ZM77 158H79V159H81V160H79V159H77ZM97 158V159H96ZM100 158V159H99ZM14 159V160H13ZM23 159H27L28 160V162H29V164H31L32 166H30L29 164H27L26 162H24V160ZM40 159V160H39ZM68 159H66V160H68ZM18 160V161H17ZM53 160V161H52ZM76 160H79V161H77V162H73V161H76ZM82 160H84V161H82ZM247 160H249V161H247ZM254 160V161H253ZM17 161V162H16ZM19 161H20V164H19ZM24 162V170H23V167H21L20 165H21V163H22V165H23V162ZM36 161V162H35ZM39 161H40V163H41V161L42 162H45V163H41V164H43V166H44V169H42L43 168V166L41 167V165L39 164ZM48 161H50V163H47ZM247 161V162H246ZM13 162H15V164L17 163V166H18V164H19V166H18V170L20 171V172H22L21 173V175H20V172L16 169L15 170V167L14 166H16V165H14L13 164ZM53 162H54V164H53ZM80 162V163H79ZM84 164H83V163ZM249 162V163H248ZM252 162V163H251ZM3 163H4V165H3ZM25 163H26V165H29V166H26L25 165ZM38 164V166H37V164ZM231 163V166H229V168L227 167L229 164ZM245 163H248V167L247 168H245L244 167V165H245ZM47 164L49 165H52V166H50V168H51V171L54 169V165H56L55 166V168L57 167V169L59 168V169H61L62 171H64L65 173L64 174H66V175H63V176H58V177H54V174L58 171L59 172V170H57V169H54L53 171H56L53 175L50 173V169L47 167ZM64 164H66V163H64ZM81 164H83V165H81ZM112 164H113V166H112ZM254 164V165H253ZM262 164H264V163H262ZM261 164V165H262ZM7 165V166H6ZM9 165V166H8ZM35 165V166H34ZM46 165V166H45ZM66 165H69V163H67ZM65 165V166H66ZM80 165V166H79ZM86 165H87V167H86ZM236 165H237V170H235L234 171V168H236ZM258 165V166H259ZM12 166V167H11ZM25 166H26V169H25ZM71 166V167H72ZM5 168V171L6 170H8L9 168V170L8 171H6L7 173H5L4 174V169L3 168ZM13 167H14V169H13ZM29 167V168H28ZM30 167H31V169H30ZM32 167H33V169H35L36 170V173L35 172H33V173H31L32 171H30V170H32ZM37 167V168H36ZM62 167V168H61ZM234 167V168H233ZM250 167H253L252 169H254L253 171H251V168ZM262 167H264V166H262ZM20 168V169H19ZM39 168V169H38ZM46 168H48V169H46ZM225 168V169H224ZM30 169V170H29ZM70 169V168H69ZM221 169H223V170H221ZM229 170L228 171V174H231L230 176L228 175V174H224V176H228V177H231L230 179L226 176V177H221L222 175H223V173H227V171H225V170ZM233 169V170H232ZM256 169V170H255ZM34 170V171H35ZM40 172H38V171ZM49 172H48V171ZM60 170V171H61ZM67 172H66V171ZM219 170H221V172H223V173H221ZM231 170H232V172H231ZM10 171V172H9ZM14 171V172H13ZM19 173H18V172ZM44 173H43V172ZM213 171V172H212ZM233 171H234V173H233ZM236 171H237V175L235 174L236 173ZM247 171H250V172H247ZM13 172V173H12ZM121 172V173H120ZM189 172H190V174H192V175H197L196 174V170L194 169V170H189ZM217 172H220V173H218V175L216 174ZM4 175H3V174ZM17 173V175L19 174V178H16L15 179V174ZM49 173V174H48ZM62 173V172H61ZM60 173V174H61ZM234 174V176H233V174ZM260 173V172H259ZM24 174V175H23ZM31 174H35L34 176H32ZM115 174V175H114ZM220 174V175H219ZM262 174V173H261ZM7 175V176H6ZM15 175V176H14ZM36 175H39V177H36ZM45 178H47L45 181H44V177ZM56 175H58V174H56ZM62 175V174H61ZM255 175L257 176V174L256 173H254V175H253V177H255ZM5 176H6V178H5ZM8 176H9V179H8ZM42 177V179H41V177ZM212 176V177H211ZM214 176H216V178H217V176H220V178H222V181L221 180H219V181H221V184H222V182L223 183H225L227 180L228 181H232L233 179H232V177L234 178V185L233 184H231L232 185V187L230 188V190L233 188V186H234V189H232L230 192H228L229 190H227V189H229L228 188V186L230 187L231 185L229 184V183H232L231 181L230 182H226L225 184H227V185H224L225 187H223L225 190H226V193H225V190L222 188V191H220L219 192V190L221 189V185H220V182H219V184H218V182H216L217 184H216V186H219L218 188H220V189H216V186H214V183H215V179H214ZM261 176V175H260ZM16 177H18V176H16ZM212 179H211V178ZM244 177V178H243ZM257 177H259V175L257 176ZM20 178H21V180H24L23 181V185L21 184L22 183V181L20 180ZM24 178V179H23ZM29 178V179H28ZM33 178V179H32ZM38 180H37V179ZM40 178V179H39ZM44 178V179H43ZM208 178H210V179H208ZM219 178V179H220ZM227 178V180H225ZM261 178V177H260ZM13 179V180H12ZM224 179V180H223ZM261 179H264V177H262ZM260 179V180H261ZM8 180V181H7ZM17 180H19V181H17ZM37 180V183L35 182V181ZM42 180V181H41ZM209 180H210V182H212V184L209 182ZM218 180V179H217ZM2 181V182H1ZM16 181V182H15ZM34 181V182H33ZM69 181V182H68ZM99 181H101L100 183H99ZM253 181H254V179H253ZM14 182V183H13ZM19 182H21V183H19ZM27 184H26V183ZM209 182V183H208ZM258 182V181H257ZM5 185H4V184ZM33 183H34V185H33ZM48 183V184H47ZM106 183V184H105ZM119 183V184H118ZM253 183V182H252ZM254 183H256V181H254ZM254 183H253V185H254ZM262 183H264V182H262ZM9 184V185H8ZM36 184V185H35ZM43 184V185H42ZM100 184V185H99ZM209 184V185H208ZM260 184H261V181H260ZM19 185V186H18ZM121 185V186H120ZM250 185H251V183H250ZM262 185H264V184H262ZM16 186V187H15ZM18 186V187H17ZM211 186V187H210ZM223 186V185H222ZM259 186V184H257V187ZM21 187H23V188H21ZM257 187H254V186H249L248 188L249 189H251V190H253V191H255L254 193H259V194H261L262 193V191H264V189H261V193L259 192V191H256L255 189H257ZM261 187V186H260ZM21 190H20V189ZM113 188V189H112ZM227 188V189H226ZM223 190H224V195L226 196V198H225V200H227V199H230L229 197H230V194H234L233 195V200H232V204H230V203H228L229 201L231 202V200H229V201H223L224 200V198L223 197H221V196H223V194H222V192H223ZM260 190V189H259ZM234 191V192H233ZM253 191H252V196L254 197V193H253ZM213 192H216V191H213ZM220 194H222L221 196H219V193ZM230 193V194H229ZM256 193V194H257ZM107 196H106V195ZM108 194H111L109 197H111L112 199L110 200V202L108 201L110 198L108 197ZM215 194V193H214ZM228 194H229V196H228ZM258 194V195H259ZM262 194H264V193H262ZM261 194V195H262ZM117 195V196H116ZM101 196V197H100ZM262 196H264V195H262ZM262 196H256L255 195V200H256V198H257V200L258 199H260V198H264V197H262ZM91 197H92V200H91ZM96 197V198H95ZM104 197V198H103ZM206 198L208 197V196H205ZM219 197V198H218ZM222 199H221V198ZM234 197H235V199H234ZM99 198V199H98ZM101 198V199H100ZM106 198H109V199H106ZM89 199V200H88ZM95 199H96V203H98V204H96L94 201H95ZM107 200L106 201V203H107V205H105V200ZM220 199V200H219ZM98 200V201H97ZM171 200V199H170ZM256 200V201H257ZM85 201V202H84ZM90 201V203H88V202ZM172 201H174V205L172 204ZM211 203H209V202ZM223 201V202H222ZM262 202V205L260 206V204H261V202ZM87 202V204L89 205V207H88V209H87V207L85 208V205L83 206V203L85 204ZM93 202V203H92ZM101 202V203H100ZM104 204H103V203ZM111 203V204H109V203ZM171 202V204L173 205H170V203L168 204V208L170 207V209L169 210H171V211H175L176 212V209L179 207V206H177V205H179V204H175V203H178V202H175V200H171L170 201ZM260 206V207H258V205ZM94 204H95V206H94ZM100 204V207L98 206ZM103 205V207H102V205ZM208 204H210L209 205V207H212V208H206V207H208ZM212 204L213 205H215V206H212ZM227 204H229V205H227ZM77 207H76V206ZM110 205V206H109ZM224 206V209L225 210H227L226 212H230V209L232 208V210H233V212H231L230 214H228V213H226L225 212V210L223 209V208H221V206ZM230 205H233V206H231V208H230ZM87 206V205H86ZM92 206V207H91ZM97 206H98V209H97ZM104 206L106 207L105 208V210H107V212L106 211H102L101 212V210H102V208L104 209ZM109 206V207H108ZM176 206V207H175ZM222 206V207H223ZM84 208L85 210H83L84 212L86 211V212H88V214H85L83 211H81V212H83L84 213V215H88V216H90L91 215V218L90 217H88V220L86 221L85 219H86V216H83V213H82V216H80V214H79V212H80V210H78V209H80V208ZM93 207H95L96 208V211L95 212H93V213H91L92 211H93ZM108 207V208H107ZM111 207V208H110ZM200 207H201V204H200V201L199 200H197L196 202H194L193 204H192V209L195 211V212H197V213H199L200 212ZM240 207V208H239ZM57 208V209H56ZM93 208V209H92ZM110 208V209H109ZM174 208H176V209H174ZM228 208V209H227ZM81 209V210H82ZM100 209V210H99ZM174 209V210H173ZM209 209V210H208ZM215 209H217V208H215ZM219 209V208H218ZM78 210V211H77ZM89 210H90V212H89ZM178 210V209H177ZM210 210V211H211ZM229 210V211H228ZM99 211V212H98ZM108 211H110V212H108ZM78 212V213H77ZM224 212V213H223ZM244 212H246L247 214H248V217L246 216L247 214L245 213L244 214ZM249 212H250V216H251V214H252V216H253V219L254 220H252L253 222H254V225L255 226H257V228L259 229H257L259 232V234L257 233V230L256 229H254V230H256V232H254V230H252L251 228L253 227V223H251V219L250 220H248V218H249ZM251 212H253V213H251ZM262 212H264V211H262ZM96 213V214H95ZM101 215H100V214ZM103 213V214H102ZM105 213V214H104ZM106 213H109V214H106ZM208 213V212H207ZM211 213H213L214 214V216L216 217V218H213L212 219V217L213 216H211L210 217V214ZM50 214V215H49ZM77 214H79V215H77ZM94 214V215H93ZM200 214V213H199ZM217 214H219V215H217ZM226 214H228L227 216H226ZM255 214V215H254ZM96 215H97V220H96ZM100 215V216H99ZM104 215V216H103ZM109 215H110V217H109ZM205 215V216H206ZM245 215V216H244ZM46 216V217H45ZM93 216V217H92ZM103 216V217H102ZM106 216V217H105ZM219 216V217H218ZM226 216V217H225ZM256 216V217H255ZM77 217H84V221H82V218H80L81 219V221H82V226H81V224H79V222H81V221H78V220H80V219H78L77 220ZM103 219H102V218ZM108 217V218H107ZM218 217V218H217ZM245 217V218H244ZM36 218V219H35ZM95 218V219H94ZM100 218V219H99ZM186 218V217H185ZM188 218V217H187ZM202 218H204L203 220V223H202ZM210 218H211V220H210ZM220 218V219H219ZM90 219V220H89ZM94 219V220H93ZM107 219H108V221H107ZM208 219V220H207ZM223 219V220H222ZM243 219L244 220H246V222L244 221L243 222ZM262 219H264V218H262ZM43 220V221H42ZM46 222H45V221ZM49 220H50V222H49ZM75 220V221H74ZM92 220V221H91ZM96 220V221H95ZM102 220V221H101ZM106 221V222H104V221ZM112 220V221H111ZM219 222H218V221ZM221 220V221H220ZM78 223H77V222ZM90 221V223H87V222H89ZM96 222V225H95V222ZM100 223V225L98 226V222ZM172 221V222H171ZM211 221H213V222H211ZM218 223H216V222ZM230 221V222H229ZM256 221V222H255ZM73 222H74V224H77V225H80V226H78V227H80V230H81V228L82 227H84V225H85V223H87L86 225H88L89 227H91V229L88 227V226H86L87 227V229H86V227H84L85 229H86V231L88 232H83V230H79L78 228H77V225H75L74 226V224H73ZM91 222H94V225L91 223ZM208 222V223H207ZM229 222V223H228ZM244 223V226H245V223H246V225H247V223H250L249 225H251V226H247V228L249 227L250 228V230H252L253 232H250V233H248V236L249 237H246L247 236V228H246V230H245V232H244V228H243V223ZM105 223H107V224H112V229L111 230H109L110 228H111V225L110 226H108L107 224H105ZM214 223V224H213ZM258 223H259V225H258ZM202 224H205V227L203 228V226L204 225H202ZM233 224V225H232ZM91 225H93V226H91ZM107 225V226H106ZM174 225H175V227H174ZM218 225V226H217ZM95 226H96V229H93V228H95ZM168 226L166 227V228H168ZM208 226V227H207ZM214 226H216V227H214ZM232 226V227H231ZM106 227L107 228H109V229H106ZM209 227H211V228H209ZM246 227V226H245ZM101 228V229H100ZM205 228H206V230H205ZM208 228V229H207ZM249 228H248V230H249ZM76 229V230H75ZM120 229V230H119ZM187 229V230H186ZM210 229V230H209ZM216 229V230H215ZM227 229V230H226ZM262 229V230H261ZM91 230V231H90ZM93 230V231H92ZM96 230H98V232L96 231ZM104 230V231H103ZM107 230H109V231H107ZM114 230V233H112V231ZM180 230L182 231V233L180 232ZM79 231H80V235H79ZM91 232V235H92V233H93V235H94V237H92L91 235H90V237H92V238H90L88 235H89V233ZM101 231L103 232L102 233V236L99 234V233H101ZM185 231V232H184ZM198 231L200 232V233H198ZM218 231V232H217ZM83 232V233H82ZM94 232H96V233H94ZM170 232V234H168ZM172 232V233H171ZM207 232V233H206ZM228 234H227V233ZM76 233V234H75ZM81 233L83 234V235H81ZM85 233H87L88 235H86ZM108 233V234H107ZM110 233H111V236H112V239H110L109 240V238H111L110 237ZM177 233V234H176ZM206 233V234H205ZM245 233H246V235H245ZM85 234V235H84ZM96 234L97 235H99V236H101V240L103 241V242H101V240H100V238L97 240V239H95V237H96ZM107 234V235H106ZM116 234H118L117 236H119L120 238H119V243H118V247H117V250L119 249V251H116V247L114 248V246H116L117 245V243H115V242H118L117 240H113V238H117L118 239V237H115L116 236ZM172 234V235H171ZM256 234H258V235H256ZM210 235V236H209ZM254 235H255V237H254ZM71 236H74V238L73 237H71ZM83 236H87V240H88V238H89V240L91 239L92 241H93V243L94 244H92V241L90 240V244H89V246L88 245H86V243H88L89 242V240L86 242V241H82V240H86V237L84 238ZM98 236V237H99ZM104 236L106 237V240H107V244H106V242H105V244L107 245H105L104 247H103V245H104V241H106L105 240V238H104ZM154 236V238L156 237L155 236V234L153 235ZM200 236V237H199ZM179 237V238H178ZM216 237V238H215ZM220 237V238H219ZM19 238V239H18ZM79 238H81V240L79 239ZM84 238V239H83ZM171 238V239H170ZM246 238L248 239V240H246ZM251 238V239H250ZM256 238V239H255ZM259 238V240H260V242H259V240H257ZM261 238V239H260ZM16 239H18V240H16ZM72 241H71V240ZM77 239V240H76ZM156 239V238H155ZM173 239V240H172ZM210 239V240H209ZM224 239V240H223ZM19 240H21V241H19ZM97 240V242L100 240V242L101 243H103V244H101L100 243V246H96L97 247V249L98 250H95V251H98L97 252V254H95L94 255V253H95V251L93 250V252H92V250L89 248V250H91L90 252L89 251H87L88 249H87V246L88 247H90V245H91V247H93L94 248V245H95V243L96 242H94V241H96ZM112 240V241H111ZM171 240H172V242H171ZM208 240V241H207ZM228 240V241H227ZM78 241V242H77ZM111 241V242H110ZM168 241V242H167ZM235 241V242H234ZM242 241H243V243H242ZM253 241L254 242H257V243H253ZM44 244H43V243ZM81 242H82V244H81ZM84 242H86V243H84ZM109 242V243H108ZM142 242V241H141ZM188 242V243H187ZM246 242H251V244H249V243H247L246 244ZM173 243V244H172ZM235 243V244H234ZM261 245H259V244ZM78 244V245H77ZM80 244V245H79ZM85 244V245H84ZM98 244H99V242H98ZM97 244V245H98ZM110 244H111V246H112V248H111V246H110ZM116 244V245H115ZM168 244V245H167ZM208 244H210V245H208ZM37 245V246H36ZM41 245V246H40ZM76 245H77V248H76ZM81 245H82V247H81ZM247 245H248V247H247ZM249 245H255L254 247H252V246H249ZM258 245H259V247H258ZM36 246V247H35ZM80 246V247H79ZM102 246V247H101ZM169 246V247H168ZM246 246V247H245ZM35 249H34V248ZM85 247V248H84ZM96 247H95V249H96ZM99 247H100V249H99ZM107 247V248H106ZM155 247V248H154ZM253 248L254 250H255V252H253V253H249V249L250 248ZM256 247V248H255ZM31 248V249H30ZM73 248V249H72ZM82 250L81 252H80V250ZM92 248V249H93ZM102 248H104V249H102ZM121 248V249H120ZM154 248V249H153ZM167 248V249H166ZM169 248V249H168ZM249 248V249H248ZM251 248V250L250 251H253V249ZM85 249V250H84ZM103 251H102V250ZM158 249H160L161 250V252L162 253H160V251L158 250ZM257 249V250H256ZM34 250V251H33ZM78 250H79V252H78ZM99 250H101L102 251V253H101V251L99 252ZM108 250L110 251V252H108ZM150 250V251H149ZM152 250V251H151ZM186 250V251H185ZM10 251V252H9ZM30 251V253H28ZM84 251V252H83ZM87 251V252H86ZM156 251H158L157 253H156ZM26 252V253H25ZM93 253V255L92 254H90V253ZM106 252V253H105ZM110 253V254H108V253ZM231 252V253H230ZM23 253V254H22ZM37 253V254H36ZM78 253L79 254H82V256L84 257V255H85V253H86V255H85V257L82 259L81 257V261L79 260V256H81V255H79L78 256ZM89 253V254H88ZM98 253H100V254H98ZM103 253H105V255H106V257H105V255L103 254ZM113 253H115L114 255H113ZM26 254H27V256H26ZM107 254L109 255V257L107 258ZM121 254V253H120ZM125 255H126V253H124ZM123 254V255H124ZM163 254V255H162ZM24 255V259H23V256ZM96 255H98L97 257H96ZM123 255H121V256H123ZM207 255V256H206ZM249 255H250V257H251V255H252V257L250 258L249 257ZM254 255V256H253ZM34 256V257H33ZM114 256V257H113ZM158 256V257H157ZM184 256V257H183ZM219 256V257H218ZM259 256V257H258ZM28 258V262H26L27 260V258ZM124 257V256H123ZM157 257V258H156ZM210 257V258H209ZM9 258V259H8ZM12 258V259H11ZM26 258V259H25ZM67 258V259H66ZM107 258V259H106ZM113 258V259H112ZM124 258H126V257H124ZM207 258V259H206ZM16 259V260H15ZM32 259V260H31ZM65 259L67 260V261H65ZM75 259V260H74ZM89 259V258H88ZM97 259H96V261H93V264H95L96 262L98 263V261H97ZM112 259V260H111ZM6 261V262H4V261ZM10 260H11V262H10ZM12 260L14 261V262H12ZM86 260H87V258H86ZM107 260V261H106ZM157 262H156V261ZM160 260V261H159ZM181 260V261H180ZM18 261V262H17ZM70 261V262H69ZM76 261V262H75ZM79 261H80V263H79ZM85 261V260H84ZM111 261H113V262H111ZM90 262H92L91 260H90ZM89 262V263H90ZM118 262V263H117ZM239 262V263H238ZM251 262H253V263H251ZM83 263H85V262H83ZM101 263V264H102ZM86 264V263H85ZM87 264H88V262H87ZM90 264H92V263H90ZM124 264V263H123Z\"/></svg>","mask_w":264,"mask_h":264},{"label":"bare ground","instance_id":"2","mask_svg":"<svg viewBox=\"0 0 264 264\" xmlns=\"http://www.w3.org/2000/svg\"><path fill=\"white\" fill-rule=\"evenodd\" d=\"M6 1V0H5ZM9 2H10V0H8ZM17 1V0H16ZM25 1V0H24ZM30 1V0H29ZM29 1H28V3H29ZM40 0H37V2H39ZM47 1V0H46ZM50 1V0H49ZM48 1V2H49ZM57 1V0H56ZM54 2L53 4L55 5V7L57 6L56 5V3L57 2ZM63 1V0H62ZM69 1V0H68ZM75 2L76 1H78V0H74ZM73 1V2H74ZM80 1V0H79ZM94 1V0H93ZM98 0H95V2H97ZM104 1V0H103ZM117 1H119V0H117ZM124 2L125 1H127V0H123ZM131 0H128V2H130ZM156 1H158V0H156ZM160 2L162 1V0H159ZM231 3H230V2ZM1 2H3V3H5L3 0L1 1ZM0 2V3H1ZM18 2H20L21 3V1H19L18 0ZM27 1H25V3H26ZM31 2H33V1H31ZM31 2H30V4H31ZM41 2H42V0H41ZM47 2V3H48ZM50 2H52V1H50ZM88 2V1H87ZM92 2V1H91ZM135 1L133 0L131 3H134ZM149 2H150V0H145L143 3H146L147 5L149 4ZM3 3H1V4H3ZM20 3H17V5L18 4H20ZM24 3V4H25ZM36 2H34V4H35ZM43 3V2H42ZM142 3V4H143ZM164 3V2H163ZM228 3H230L229 5H228ZM228 3H227V6H229L230 7V5H232L233 3V6H234V8L236 9H234L233 7L232 8H230V10L231 9H233L234 10V12L236 11V16H237V14H239V12H240V15H238V16H240L239 18H232V20H235V19H237V20H241V21H238V22H242V23H245V22H247V23H250L251 25V28H249V29H245L242 33H239V37L241 36V38H242V40L243 41H245V50H241L239 53H240V55H241V53H242V51H244L242 54H244L243 56H245V55H247V53L249 52V46H247V44H249V42H250V47L251 48H253L254 50V52H253V54L255 55V54H257L259 57H260V55L259 54H261V52L262 51H260L261 50V46H257V45H255V46H252V42L251 41H257L258 42V39L259 40H261V42L262 41H264V40H262V39H264V0H233V2H232V0H228ZM6 4V3H5ZM9 4H11V3H9ZM9 4H7V5H9ZM23 4V6H25ZM27 4V3H26ZM40 4V3H39ZM49 4V3H48ZM48 4H46L47 5V7L49 8L50 7V5H53V4H50L49 6H48ZM59 4V3H58ZM77 4V3H76ZM86 4V3H85ZM95 4V3H94ZM96 4H98V3H96ZM106 4V3H105ZM141 4V6H140V13L141 14H143V15H139L138 16V18H135L136 20V22H135V25H134V28H133V32L134 33H132V32H130L131 31V29H129L128 31L130 32V34L128 35V38H127V40H126V46H124V47H127L128 49V51L126 50V49H122L121 48V44L123 43V42H121V43H119L118 41V43L119 44H117V45H115V46H117L116 48H117V52H116V54L113 56V62L112 63H114V65L112 66V67H110L109 69H105L104 71H103V73H102V76L99 74L98 76H101V78L100 79H97V78H99L98 76H97V78H96V76L95 75H97L99 72H98V69L94 66V63L92 62L93 61V59H92V63H91V65H89V60L88 61H85V56H84V59H83V56H82V54H78V50H77V52H76V50L74 51H72V49H71V47L70 46H68V45H66L64 48H66V47H70L69 49H71V51L70 52H72V54H69V56L71 55V57H72V61H70L71 60V58H69V61L70 62H76V61H79V63L76 65L77 66V68H74V67H76V66H73V64L74 63H72L71 65L73 66V67H71V68H74V69H72V70H75V71H73V72H70V68L68 67L69 65H70V63L69 62H66L65 61V59L64 58H62V57H58V54L56 55L58 58H56V56L55 55H52L51 53L52 52H50V49H45V47H46V42L44 41V38H46V37H42L43 38V41L45 42H42V41H37L36 40V38H35V40L33 39V35H32V31L30 30H25L26 28L28 29H33L34 27H35V23H33V22H35L36 21V15L38 16V14H40V12L37 14V12H36V14L34 15L35 16V18H34V21L33 20H31V19H33V17H30V20L28 21L27 20V18H26V20H27V23H26V20L24 21V23L22 22L21 23V26L19 25V24H17V22L15 23V24H17L16 25V27L17 26H20V28L21 27H23V24H24V27L23 28H25V29H23V31H22V28H21V30L20 29H17L16 27H15V25H14V23H12V22H15L16 20L15 19H11V23H12V27L14 26V28H16V29H14V28H10V27H8V28H10V30H14V31H16V32H18V33H16V34H14L15 32H12V31H10V32H8V28H4V27H2V29L3 30H1L0 31V35L3 37H1L0 38V138H3V139H6V141H8L9 139L8 138H6V137H11V136H13L14 134L15 135H19L20 134V136H21V134H23L24 132H25V130L24 129H22V128H20L21 127V124L23 125H27L26 127L28 128V130L30 131V132H32L33 134H51V133H53V134H55V135H65V136H72L73 138H76V139H79V137L81 138V137H83V136H85V135H87V134H91L90 136H91V138H89L88 136V138H86V143L88 142H91V145H92V138H95L93 141L95 142V140L98 138H100L101 137V140H102V138H103V140L105 141V140H107L105 143H106V145H109L110 143V150L111 149H113V147H115V149L113 150L114 151V153H119V154H123L126 158V163H127V169L125 170V174H124V182H125V192H124V215H125V218L124 219H126L125 221V236H124V242H125V245H126V251L125 252H123L122 250H125L123 247H122V250H121V252H116V253H119V255L120 256H117L118 254H116V256L115 257H117V260H118V262L120 261L119 260V257L121 258V261H122V259L124 260V262H122L121 264H152V262H154L153 261V259H154V253H155V251L153 252V253H148V252H146L147 251V249H148V247L146 246V248H145V246L143 245V240L145 239V240H147L148 241V243H149V245L151 244H153V242H155V241H157V239H158V243L160 242L159 240H161V237L159 236V234L161 233L162 235H164V233L165 234H167V231H168V229H170V227H171V230L173 231V227H172V225L171 224H173L174 222H175V225H176V223H177V225H176V227H175V225H174V227L176 228V229H185V226L183 227L181 224H183L181 221L179 222V220H182V219H189V220H191V219H194L193 220V226H194V228H197V220L195 219V218H197V217H199L200 215H202V214H204L203 215V217L205 218H207L208 217V219H209V216H207L208 214H209V212H213L211 209V211L209 210V211H207L206 212V210H205V208H204V203L206 204V202H207V200L205 201L204 199H208L209 198V193H210V188H209V186H208V188L206 187V182H207V176H201V174L199 175V173H200V171H204L205 169H206V166H207V162H208V159L207 158H205V159H203L202 157H200V154L199 155H197V153H195L194 151H191V144H190V142L188 143L186 140L183 142L182 141V145L181 146H179L180 144H178V145H176L178 142H176L175 140H177V141H179L180 142V140H178L179 139V136H177V134L176 133H178V131H176V136H175V138L173 139L174 140V142H175V145H174V143H172V144H167L168 143V141L166 140V137L168 138V139H170L171 140V138H170V135H168L169 134V132H172V130L173 129H168V131L167 130H165V128L163 129L162 127H163V125L165 126V124L167 123V122H165L164 124H162V126L159 124V122H160V120H162V119H158V121L156 120L157 118H159L160 116H161V114H158L159 113V111H158V106H159V104L160 103H162L163 101V99H162V96L167 92V88L169 87V84L168 83H170V89L168 88V91L169 92H167V93H169V94H171V95H173V94H178V92L176 93V91H177V88L175 87V86H177V85H179V83L181 84V82H179V83H177V81L179 80L180 81V79H181V81L182 80H186L187 79V77H186V79H182V75L179 73V72H176V79H178V80H176L174 77L175 76H172L171 74H170V78H168L169 76L166 74V71L168 72H170V73H172V72H174V71H172V68L174 69V70H176V69H178V68H182V67H184L185 65L187 66V64H185V65H182V63L184 62V61H186V63H187V61H192L193 63H194V61L191 59V58H193L194 57V54H191L190 55V57L193 55V57H189V55H187V53L189 54L190 52H192L191 51V47H192V49L194 48L193 47V44H194V46L195 47H200L199 45H201L202 43H203V39H206V41H207V34L209 33L208 32V28H209V30L210 29H212V27L213 26H211V24H212V21H213V23H217V22H214V19L217 17V14H218V11H219V14H218V18H220L219 16H222V14L224 13V10H227V6H226V0H166V4H163V7H160L162 10L160 11L161 12V15L162 16H160L159 18H160V20L158 21L159 23H160V25H159V28H158V26H156L155 24H153V23H151V22H153L151 19H152V17H150L151 19H148L147 17H145L144 18V15H146V13L148 12V11H150V12H148L147 13V15L150 13V15L152 16V12H153V10H154V8L153 7H149L148 9L146 8V7H148V6H143ZM156 4H158V2L156 3L155 2V5ZM171 4H174V7H175V5H180V7H179V10L180 9H183L184 10V12H186L187 10H190L188 13L190 14V12L192 13V17H194L195 18V20L194 19H192V17L190 18V15H188V17L190 18V20H187L189 23H191V19L192 20H194V24L193 23H191V25L190 24H187V21L185 20V16L187 17V12L186 13H184L183 11H181L180 10V12H182V13H179L178 11H176L178 14H176V12L175 13H173L174 11H171L172 9L174 10V7H173V5H171ZM4 5V4H3ZM41 5V4H40ZM60 5H62V2H60ZM63 5H64V1H63ZM70 8L73 6V7H75L74 6V4H72V1L70 2ZM89 5H90V3H89ZM118 5V4H117ZM152 5H153V3H152ZM151 5V6H152ZM170 5H171V7H173V8H171V10L169 9H167V8H169L170 7ZM12 5H10L9 7H11ZM13 6H16V4L15 5H13ZM32 6V4L30 5V7ZM43 6V5H42ZM236 6V7H235ZM1 7H2V5H1ZM3 7H8V6H3ZM17 8L19 7V5L18 6H16ZM53 8V9H56V8ZM61 8H62V6H60ZM101 7V6H100ZM26 8H28V7H26L25 6V8L23 7L22 8V12H24V14H26ZM46 8V7H45ZM44 8V9H45ZM51 8V7H50ZM49 8V9H50ZM60 8V9H61ZM76 8V7H75ZM78 8V7H77ZM76 8V9H77ZM82 8V7H81ZM95 8H98V7H95ZM151 8V9H150ZM225 8V9H224ZM237 8H238V10H237ZM244 8H247L246 10H244ZM248 8H249V11H248V13H245V11L247 12V10H248ZM1 9V8H0ZM5 9V8H4ZM8 9H10V8H8ZM7 9V10H8ZM20 9V8H19ZM42 9V8H41ZM52 9V10H53ZM101 10H102V8H100ZM99 9V10H100ZM104 9V8H103ZM106 9H108V8H106ZM106 9L104 10V11H106ZM119 9V8H118ZM121 9V8H120ZM146 9V10H145ZM251 9H258L257 10V12L254 14V15H252L250 18H248L247 19V15L249 16V13L250 12H253ZM2 10V9H1ZM11 10H12V8H11ZM9 11L8 10V12H9V14H10V12H12L13 14H15L14 12H13V10L12 11ZM16 10L17 9H15V12H16ZM24 10V11H23ZM32 10H33V8H32ZM37 10V9H36ZM46 10H47V8H46ZM51 10V9H50ZM50 10H49V12H50ZM52 10H51V13L52 14H50L49 12H47V14L48 15H51V17H53L54 15H53V12H55V11H53L52 12ZM56 10H58L59 11V9L57 8ZM71 10V9H70ZM78 10V9H77ZM101 10L99 11V13H101ZM125 9H123L122 10V12L124 11ZM186 10V11H185ZM220 10H222V14H221V12H220ZM229 10V9H228ZM241 10V11H240ZM243 10H244V12H243ZM3 11V10H2ZM5 11V10H4ZM3 11V12H4ZM31 10H28L27 12L29 13ZM34 11V10H33ZM43 11V10H42ZM45 11V10H44ZM76 11V10H75ZM103 11V10H102ZM110 11V10H109ZM111 11H113V10H111ZM117 11V10H116ZM139 11V10H138ZM157 11V10H156ZM171 13H170V12ZM7 12V11H6ZM19 12H20V10H19ZM21 12V13H22ZM57 12V11H56ZM55 12V13H56ZM77 12V11H76ZM78 12H80V11H78ZM84 12V11H83ZM82 12V13H83ZM115 11H113V13H114ZM128 12V11H127ZM137 12V11H136ZM205 12H207L206 14L208 15V13H210L208 16H209V20H211V17H210V15L212 16V14H213V18H212V21H209V23H210V27H208V25L207 24H209L208 22H207V20H206V16L204 17V13ZM238 12V13H237ZM11 13V14H12ZM20 13V14H21ZM27 13V14H28ZM30 13H32V11L30 12ZM43 13V12H42ZM54 13V14H55ZM71 13H73V11L71 10ZM81 13V14H82ZM92 13V12H91ZM98 13V12H97ZM109 13V12H108ZM112 13V12H111ZM112 13V14H113ZM184 13V14H183ZM241 13H243L242 15L243 16H245L244 15V13L245 14H247L245 17H246V19H244L245 17H243L242 15H241ZM10 14V15H11ZM17 14H18V11H17ZM34 14V12L32 13V14H30L29 16H31V15H33ZM46 14V13H45ZM56 14H58V13H56ZM64 14V13H63ZM80 14V15H81ZM102 15H104L105 14V16L103 17L104 19H106L105 17H107L106 16V13H104L103 14V12L101 13ZM174 14H176L175 16H174ZM182 14V15H181ZM216 14V15H215ZM221 14V15H220ZM226 14V13H225ZM224 14V15H225ZM234 14V15H235ZM53 15V16H52ZM60 15V14H59ZM69 15H70V13H69ZM72 15V14H71ZM70 15V16H71ZM100 14H98V16H99ZM111 15V14H110ZM146 15V16H147ZM156 15V14H155ZM170 15H173V16H171V17H169ZM181 16L180 18L178 17V16ZM185 15V16H184ZM232 15V14H231ZM233 15V16H234ZM21 17V15H18V17ZM40 16H41V14H40ZM57 16V15H56ZM62 16V15H61ZM66 16V15H65ZM64 16V17H65ZM67 16H68V14H67ZM89 16V15H88ZM109 16V15H108ZM113 16V15H112ZM141 16V17H140ZM142 16H143V18H142ZM207 16V17H208ZM214 16H216L215 18H214ZM0 17H2V19L4 18L3 16H1L0 15ZM25 17V16H24ZM49 17V16H48ZM74 17V16H73ZM77 17V16H76ZM115 17V16H114ZM148 17H149V15H148ZM182 17H184V20L186 21V24L183 22V18ZM223 17V16H222ZM232 17V16H231ZM23 18V17H22ZM47 18V17H46ZM54 18V17H53ZM56 18H58L59 19V17H56ZM71 19H73L72 18V16L70 17ZM78 18H79V16H78ZM84 18V17H83ZM96 18V17H95ZM102 18V19H103ZM133 18V16L131 15V14H128L127 15V20H131ZM154 18V17H153ZM159 18H156V19H159ZM218 18H216L215 20L217 21V19ZM2 19H0V20H2ZM5 19L6 18H4V21H5ZM39 18L37 17V20H38ZM61 19H62V17H61ZM60 19V20H61ZM75 19V18H74ZM80 19H81V17H80ZM102 19H98V21L99 20H101L102 21ZM144 19V20H143ZM186 19H188V18H186ZM221 19V18H220ZM13 20H15V21H13ZM40 20H41V18H40ZM44 19H43V17H42V21H43ZM65 20V19H64ZM63 20V21H64ZM149 20H150V22H149ZM175 22H174V21ZM231 20V19H230ZM231 20V21H232ZM7 21V20H6ZM56 21V20H55ZM73 22H75L74 20H72ZM91 21H94V22H98L97 20L95 21V20H91ZM101 21H99V22H101ZM229 21V20H228ZM231 21H230V23H231ZM2 22V21H1ZM0 22V23H1ZM8 22V21H7ZM6 22V23H7ZM30 22H32L31 23V25L32 24H34V25H32L33 27H30V25L27 27L26 25L29 23L30 24ZM38 22V21H37ZM36 22V23H37ZM68 22V21H67ZM131 22H134V20L132 19V21ZM172 22H174V23H172ZM177 22V23H176ZM226 22V21H225ZM237 22V21H236ZM25 23H26V25H25ZM46 23V22H45ZM58 23H60L59 21H58ZM65 23H66V21H65ZM76 24H77V22H75ZM95 23V24H96ZM184 23V24H183ZM229 23V22H228ZM8 24H9V22H8ZM43 24V23H42ZM51 24V23H50ZM61 24V23H60ZM63 24H64V22H63ZM72 24V23H71ZM78 24H80V23H78ZM83 24H85L84 22H83ZM82 24V25H83ZM194 25V28L192 27L193 25ZM219 24V23H218ZM218 24H215V25H218ZM221 24V23H220ZM232 24V23H231ZM234 24H236L235 22H234ZM233 24V25H234ZM241 24V23H240ZM2 25V24H1ZM0 25V26H1ZM58 25V24H57ZM70 25V24H69ZM89 25V24H88ZM94 25V24H93ZM92 25V26H93ZM190 25V26H189ZM212 25H214V24H212ZM232 25V26H233ZM246 25V24H245ZM245 25L243 26V28L245 27ZM36 26H37V24H36ZM39 26V25H38ZM41 26V25H40ZM46 26V25H45ZM65 26V25H64ZM85 26V25H84ZM129 26V25H128ZM132 26V25H131ZM235 26V25H234ZM48 27V26H47ZM55 27H58V26H56L55 25ZM68 27V26H67ZM167 27H169L170 29H168ZM193 28V29H195V34H193V35H195L194 36V38L192 39V37L193 36H189V37H187V35L189 34L188 32H189V30H190V28ZM215 27V26H214ZM213 27V28H214ZM241 27V26H240ZM1 28V27H0ZM38 28V27H37ZM36 28V29H37ZM44 28H46V27H44ZM52 28V27H51ZM218 28V27H217ZM221 28H223V26L221 27ZM231 28V27H230ZM229 28V29H230ZM242 28V29H243ZM35 28H34V30H36ZM49 29V27L47 28V30ZM55 29V28H54ZM67 29V28H66ZM124 29H125V27H124ZM153 30V32L155 31L157 34H156V37H157V35L158 36H160V38L162 39V42L165 44L164 46V48H158V47H156L155 45H151L152 44V42H151V44H148L149 42H148V40H147V37H149V35L148 34H151L150 32H152V30ZM227 29V28H226ZM234 29H236V28H234ZM5 30L8 32V33H13L14 34V36H22L23 37V39H20V40H18L19 38H15V40H10L11 38H10V36H8V33L6 34L5 33ZM33 30V31H34ZM38 30V29H37ZM42 30V29H41ZM40 30V32H41V34L43 33L42 31ZM46 30V31H47ZM61 30V29H60ZM64 30V29H63ZM117 30V29H116ZM119 30H121V28H119ZM216 30V29H215ZM21 31V33H19ZM39 31V30H38ZM45 31V30H44ZM146 31H149L148 32V34H146ZM213 31V30H212ZM212 31H210V32H212ZM217 31V30H216ZM219 31H221L220 30V28H219ZM219 31H217V32H219ZM231 32H232V29L230 30ZM227 32V36L228 37H230L231 35H233V34H231V32ZM241 30H239V32H240ZM36 32V31H35ZM51 32H54V31H51ZM57 32V31H56ZM62 32V31H61ZM224 31L222 30V33H223ZM226 32H225V34H226ZM47 33H48V31H47ZM58 33V32H57ZM114 33H115V31H114ZM114 33L112 34V32H110V34H112V36H114ZM117 33H118V31H117ZM122 33V32H121ZM232 33H234V32H232ZM5 34L8 36L7 38H9V39H6V37H5ZM9 34V35H10ZM18 34V35H17ZM44 34V33H43ZM110 34H108V36L110 35ZM211 34V33H210ZM213 34V33H212ZM215 34V33H214ZM220 34H221V32L220 33H218L216 36L218 37V39H219V37H220ZM224 34V33H223ZM231 34V35H230ZM12 35V34H11ZM30 36V37H32V39L33 40H31L30 38L28 39H25L24 38V36ZM55 35H57V34H55ZM105 35V34H104ZM107 35V34H106ZM123 35H124V33H123ZM145 35H148L147 37L145 36ZM230 35V36H229ZM25 36V37H26ZM36 36V35H35ZM43 36V35H42ZM116 36H117V34H116ZM116 36L114 37V38H116ZM221 36H222V34H221ZM224 36V35H223ZM76 37V36H75ZM111 37V36H110ZM124 37V36H123ZM122 37V38H123ZM210 37V36H209ZM211 37H213L214 38V43H215V35L214 36H211ZM216 37V38H217ZM227 37V38H228ZM73 38V37H72ZM80 38V37H79ZM90 38V37H89ZM113 38V37H112ZM195 38H197V40L198 41H196L197 42V44H198V42H199V39H200V41L202 42H200L201 44H199L198 46H196L197 44H196V42H194L193 40H195ZM213 38H211V39H208L209 40V43H210V41L213 39ZM47 39V38H46ZM60 39V38H59ZM65 39V38H64ZM87 39V38H86ZM117 39V38H116ZM154 39V38H153ZM220 39H221V37H220ZM220 39H219V41H220ZM40 40V39H39ZM66 40V39H65ZM71 39H67V41H70ZM85 40V39H84ZM93 40V39H92ZM217 40V39H216ZM49 41V40H48ZM54 41V40H53ZM60 41V40H59ZM67 41H64L63 43H67ZM73 41V40H72ZM121 41H122V39H121ZM205 41V40H204ZM222 41V40H221ZM242 41V42H243ZM76 42V41H75ZM84 42V41H83ZM85 42L86 43H84L85 44V48H89V49H91V50H93V48L95 47V45H97V42H91V41H86L85 40ZM111 42V41H110ZM217 42H218V40H217ZM241 42V41H240ZM256 42V43H257ZM261 42H260V44H261ZM70 43H72V42H70ZM70 43H69V45H70ZM77 43V42H76ZM75 43V44H76ZM82 43V42H81ZM103 43V42H102ZM106 43H107V41H106ZM109 43V42H108ZM107 43V44H108ZM115 43H116V41H115ZM205 43V42H204ZM58 44V43H57ZM61 44V43H60ZM59 44V45H60ZM68 44V43H67ZM75 44H72V46H75ZM110 44H112V42L110 43ZM179 44H181V47H183V48H177L178 47V45ZM208 44V43H207ZM211 44V43H210ZM216 44V43H215ZM214 44V45H215ZM243 43H241V45H242ZM255 44V43H254ZM253 44V45H254ZM258 44V43H257ZM259 44V45H260ZM62 45V44H61ZM58 46V47H62V46ZM98 45H99V42H98ZM103 45L104 46H106L105 45V43H103ZM156 45H157V43H156ZM204 45H206V44H204ZM244 45V44H243ZM243 45H242V47H243ZM49 46V45H48ZM80 46H81V49H82V45H79L78 47H77V45H76V47L77 48H79L80 49ZM111 45H109V47H110ZM203 46V45H202ZM213 45L211 44V46L210 47H207V46H204V48H202V50H201V52H203L204 51V55H206L207 54V52L209 51V49L212 47ZM221 46V45H220ZM102 47V46H101ZM109 47H106V50L107 51H109L108 49H109ZM114 47V46H113ZM113 47H112V49H113ZM160 47V46H159ZM184 47H186L187 49H185ZM232 47V46H231ZM51 48V47H50ZM63 48V50H65ZM98 48H99V51H101V49H100V46H98ZM103 48V47H102ZM133 49L135 52H136V54L137 55H135L134 57H136L137 58V64L136 65H134L133 64V62H134V59H132L133 60V62H130V60H131V57L133 58V54L131 53L130 54V52H129V50L130 49ZM234 48V47H233ZM235 48H236V46H235ZM234 48V49H235ZM258 48H260V50L258 49ZM262 48H264V47H262ZM74 49H75V47H74ZM89 49H87L88 50V56L90 55L89 54ZM111 49V48H110ZM181 50L182 52H180L179 50ZM183 49H185V51L183 50ZM195 49V48H194ZM201 49V48H200ZM256 49H258V50H256ZM83 50H86V49H84L83 48ZM189 50H190V52H189ZM220 50V49H219ZM219 50H215V51H213L212 52V57L215 59L214 61H213V67L215 68V66H214V62L216 63V61H217V57H218V55H221V54H223V58L222 59H224L225 57H224V54H226V53H223L221 50H220V52H222L221 54H220V52H219ZM233 50V49H232ZM44 51H47L45 54H44ZM66 51V50H65ZM68 51V50H67ZM67 51H66V53H67ZM114 52H115V47H114V50H113ZM112 51V52H113ZM235 51V50H234ZM257 51H260V52H257ZM58 52H60L59 50H58ZM102 52V51H101ZM101 52H100V54H101ZM193 52H194V50H193ZM192 52V53H193ZM227 52H228V50H227ZM55 53H57V50L55 51ZM63 53H65V52H63ZM68 53H69V51H68ZM98 53V52H97ZM107 53V52H106ZM106 53L104 54V55H106ZM186 53V54H185ZM198 53V52H197ZM259 53V54H258ZM54 54V53H53ZM60 54H62V53H60ZM59 54V55H60ZM93 54H94V52H93ZM99 54V53H98ZM262 54H264V53H262ZM261 54V55H262ZM66 55V54H65ZM103 55V54H102ZM102 55H101V58H102ZM112 55V54H111ZM129 55V56H128ZM249 55H250V58H249V60L251 59V62L249 61V63L251 64V63H253V61L255 62L256 61V58H254V57H257L258 59H259V57L257 56V55H255V56H253V55H251L250 54V52H249ZM53 56H55L54 58H53ZM98 56V55H97ZM110 56V55H109ZM228 56V55H227ZM66 57H67V55H66ZM87 57V56H86ZM108 57V56H107ZM106 57V58H107ZM200 57H203V53H202V56H200ZM200 57H198V58H200ZM211 57V58H212ZM235 57V56H234ZM242 57V56H241ZM240 57V58H241ZM251 57H253V58H251ZM56 58V60H54ZM89 58V57H88ZM97 58H99V56L97 57ZM198 58H197V55H195V61H197L198 60ZM212 58V59H213ZM219 58H220V56H219ZM218 58V59H219ZM244 58V57H243ZM110 59H111V57H110ZM126 59H128V60H126ZM190 59V60H189ZM233 59V58H232ZM242 59V58H241ZM247 59H248V57H247ZM253 59H255V60H253ZM101 60V59H100ZM107 60V62H108V59H106ZM112 60V59H111ZM136 60V59H135ZM208 60L210 61V59H209V57H208ZM234 60V59H233ZM245 60V59H244ZM243 60V61H244ZM260 60V59H259ZM104 61V60H103ZM126 61H128V62H126ZM209 61H205V62H203V63H201V65H202V67L200 68V65H199V67H198V69L200 70V72H199V70H198V73H193V74H197V75H193L192 74V72L190 73V74H192L193 76H195V78L193 79L192 78V81L193 82H197V84H196V82L195 83H190V81L188 82L189 83V85H191V87L189 88V89H186V90H192L193 89V91H189V93L190 92H192L191 93V95L192 96H194V97H196V95H197V93H198V89L197 88H201L202 90H203V92L202 91H200V93H202V94H204V95H202V94H198V95H202L203 96V98L201 99V97L202 96H200L199 98L201 99V101L199 102L198 100H200L199 98H198V95H197V98H198V100H196L195 98V101H197V102H195L192 98V96H191V99L194 101V103H195V105H197L198 107H199V111L197 112L198 114H199V117H198V122H197V124H198V126H197V129H195V128H193V129H195L196 131H198L197 133L195 132V130L194 131H192V132H194V134H195V136H197V138H198V141L197 142H199V143H197V145L202 149V154H204V149H205V153L208 151V148H209V145H210V143L213 145V144H215V143H217L218 141L220 142V140H218L217 142H215L214 143V140L212 139L211 141H213V143L212 142H210V138L208 137V135H209V133H208V131H209V124L213 127V129H215V131H217L216 133L218 134V130L217 129H219V131L221 130L223 133H225L224 131V129L223 128H221V127H219V125H224L223 124V122H224V118L222 119L221 117L223 116V115H221L222 113H219L220 111H221V109L222 108H219V104H221V103H218V105H217V102L219 101V100H221L222 98H223V95H222V93L220 92L223 88H225L227 85H224L225 87H220L221 89H218L219 87L217 86V84H219V86H220V84H222V83H217L216 84V82L217 81H215V83H214V85H216V87H210V86H208V85H206V81H205V79H207L208 80V78L207 77H212L213 75L215 76V74L214 73H216V74H218V76H219V73H217V70L216 71H214L213 69V67H211V65L210 64H212V63H210ZM223 61V62H222ZM221 62H219L218 63V65L216 66V68L217 69H219L218 71L219 72H221L220 70H221V68H222V72H224L225 70H224V68H225V66L227 67V65H229V63L227 62V60L225 59V61L224 60H222ZM240 61H242V60H240ZM94 62H95V60H94ZM98 62V61H97ZM182 62V63H181ZM192 62H190V63H192ZM225 62H227V63H225ZM260 62V61H259ZM69 63V64H68ZM99 63V62H98ZM104 63V62H103ZM125 63V64H124ZM127 63V64H126ZM178 63H180V64H178ZM233 63V62H232ZM231 63V64H232ZM248 63V64H249ZM105 64V63H104ZM224 64V65H223ZM226 64V65H225ZM235 64V63H234ZM239 64H240V62H239ZM242 64V63H241ZM243 64H245V66L243 65ZM242 65H243V71L245 72V71H248L250 74L251 73H253V72H255L256 70L254 69L255 67L256 68H258L259 67V65H260V67L258 68V69H261L262 67H264V65H262L261 66V64H257V66H255L256 65V63H255V65H254V63L252 64V66H255V67H253V69L251 70V68L252 67H250V68H248L249 67V65L248 64H246V61L243 63ZM262 64H264V62H262ZM70 65V66H71ZM75 65V64H74ZM101 65H102V63H101ZM189 65V64H188ZM98 66H99V64H98ZM104 66V65H103ZM127 66L129 67H131L132 69L130 70V72L129 73H131L130 75H131V77L129 78V77H127L128 79H126V80H124V76L126 77V75L128 74V72L126 71L127 70ZM190 66V65H189ZM224 68H223V67ZM231 66V65H230ZM246 66H248L247 68L248 69H245V67ZM130 67H129V69H130ZM191 67V66H190ZM190 67H189V69L188 68H186V69H188V70H190ZM235 67H236V64H235ZM241 67V66H240ZM20 68H24V72L27 74V78L25 79H23V81H22V85L23 86H20L21 85V81L20 80H22V79H20V75L22 76V71H20L19 69ZM90 69L91 71L90 72H88L87 71V69ZM100 68V67H99ZM185 68V67H184ZM213 68V69H212ZM228 68V67H227ZM102 69H104V68H102ZM101 69V70H102ZM152 69H153V71H152ZM179 69V70H180ZM185 69V70H186ZM191 69H192V67H191ZM197 69V68H196ZM241 69V68H240ZM250 69V70H249ZM171 70V71H170ZM181 70H183V68L181 69ZM184 70V71H185ZM237 70V69H236ZM100 71V70H99ZM194 71V70H193ZM253 71V72H252ZM262 71H264V70H262ZM21 72V73H20ZM125 72H127V74H125ZM168 72V73H169ZM195 72H196V70H195ZM222 72H221V74H222ZM259 72V74H257ZM257 73H255L256 74V76H258V75H261L262 73L260 72V71H258ZM95 73H97V74H95ZM201 73V74H200ZM237 73V72H236ZM261 73V74H260ZM24 74V73H23ZM185 74H187V76H188V72L187 73H184V75ZM230 74V73H229ZM240 75L239 76H241V72L239 73ZM244 74V73H243ZM248 73L246 72L245 73V76H248L247 75ZM129 75V76H130ZM164 75V76H163ZM168 77H167V76ZM174 75V74H173ZM179 75H181V77L179 76ZM183 75V76H184ZM191 75V76H192ZM251 75H253V74H251ZM89 76H91L90 77V80H88L89 78ZM171 76H172V78H171ZM190 76V75H189ZM207 76V77H206ZM213 76V78H215ZM245 76H242V77H245ZM256 76H254L255 78H256ZM26 77V76H25ZM161 77H164L165 78V80L166 81H163L164 79L162 78V79H160ZM221 77V76H220ZM250 77H252V76H250ZM261 77H264V75H262ZM261 77H259L258 78V80L256 81V83H254L253 82V85L255 86V85H257V87L259 86V85H261V82H262V79H260ZM23 78V77H22ZM86 78H88V79H86ZM175 80H174V79ZM231 78H232V76H231ZM231 78H229L230 80H233V79H231ZM169 79H173L174 81H172V82H169L168 80ZM216 79H217V75H216ZM228 79V78H227ZM227 80L228 82L230 81V80ZM243 79V78H242ZM247 79V78H246ZM249 79V78H248ZM88 81L87 83L85 82V81ZM127 80H129V82H127ZM195 80V81H194ZM220 80V79H219ZM176 81V84H174L173 82H175ZM209 81V80H208ZM211 81H213V79L211 78ZM213 81V82H214ZM236 81V80H235ZM247 81V80H246ZM119 82V84H117ZM166 82H168V83H166ZM184 81H182V83H183ZM223 82V81H222ZM251 82H252V80L250 81V85H251ZM173 85H172V84ZM185 83H186V81H185ZM185 83L183 84V86L185 85ZM211 84V82L209 81V82H207V84ZM234 83H235V85L237 84V82H229V88L230 89H228V87H227V90H230V91H232V90H234V92H233V94L235 95L236 93H235V89H233L234 87H236L235 85H234ZM262 83H264V82H262ZM165 84H167L166 86H167V88H166V86H165ZM196 85V86H194V85ZM118 85V86H117ZM175 85V86H174ZM193 85V86H192ZM213 85V86H214ZM241 85H246V88L245 89H247V83H245V84H241ZM248 86L249 88H251V90L253 89V86ZM173 88H172V87ZM211 86H212V84H211ZM52 89H51V88ZM132 89H131V88ZM188 87V85H186V88ZM194 87V88H193ZM238 87H239V85H238ZM241 87V86H240ZM261 87L262 86H259V88L261 89ZM18 88H20L21 90H23V92H21L20 93V89H18ZM48 88H49V90L51 91H49L48 90ZM174 88H176V89H174ZM231 88H232V90H231ZM242 88V87H241ZM243 88H244V86H243ZM242 88V89H243ZM248 88V90H250ZM262 88H264V87H262ZM201 89H199V90H201ZM255 89V88H254ZM174 90V92H172ZM179 90V89H178ZM181 90V89H180ZM186 90H185V94H186ZM224 90V89H223ZM236 90H238V89H236ZM19 91V92H18ZM48 91H49V93H48ZM55 92V93H53L52 94V92ZM170 91L172 92V93H170ZM230 91H228V92H230ZM243 91V90H242ZM240 92V93H243V92ZM254 90H252V92H253ZM255 91H256V89H255ZM195 92V93H194ZM219 92V93H218ZM222 92H224V91H222ZM245 92V91H244ZM257 92V91H256ZM256 92H254V93H256ZM258 92L259 93H261V91L258 89ZM257 92V93H258ZM262 92H264V91H262ZM85 93H86V95H85ZM239 92H237V94L236 95H241V94H238ZM258 93V94H259ZM52 94V96L50 97L49 95H51ZM83 94H84V96H83ZM183 95L182 97H185L186 99H184L183 101H185L186 100V102L188 101V105H189V102H191V100L190 99H187V97H186V95ZM224 94V93H223ZM245 94V93H244ZM175 95V96H176ZM220 95H222V98L220 99ZM232 95V94H231ZM230 95V96H231ZM234 95H232V96H234ZM262 96H264V94H261ZM260 95V96H261ZM44 96L45 97H47V102H45L44 100L45 99H43L44 98ZM168 96H170V95H168ZM229 96V97H230ZM231 96V97H232ZM244 96V95H243ZM251 96V95H250ZM258 96V95H257ZM256 96V97H257ZM260 97L261 98V101L262 100H264V99H262V98H264V97ZM27 97V98H26ZM179 97V96H178ZM181 97V96H180ZM237 97V96H236ZM235 96L233 97V99H235L236 98ZM246 97V96H245ZM33 98V99H32ZM169 98H171V96L169 97ZM190 98V97H189ZM242 98V97H241ZM247 98V97H246ZM246 98L245 99H242V100H244V101H242V102H239V100H238V102H239V104L241 103L243 106H240L239 104H235V102H234V104L235 105H239L240 107H243V109H244V105H248L249 103V105L248 106H252L251 104H255L256 103V101L255 100H251V102L249 101H247L248 100V98H247V100H246ZM259 98V96H258V100L260 99ZM24 99H26V101L27 100H29L30 101V99L32 100V102H33V100L36 102V103H32V105H30L29 103H27L26 102V104H29V105H26L25 104V102L23 101ZM167 99V98H166ZM166 99H164V102H165V105H167L168 103H167V101H165ZM172 99V98H171ZM183 99V98H182ZM237 99H239V98H237ZM37 100V101H36ZM177 100V99H176ZM180 100V99H179ZM230 100H231V98H230ZM246 100V101H245ZM249 100H250V98H249ZM162 101V102H161ZM168 101H170V100H168ZM172 102H173V99L171 100ZM171 101L169 102V104L171 103ZM183 101H180V102H183ZM192 101V102H193ZM222 101V103H224V102H226V100L224 101L223 99L221 100ZM224 101V102H223ZM233 101V100H232ZM235 101V100H234ZM240 101H241V99H240ZM254 101H255V103H254ZM260 101V100H259ZM260 101V102H261ZM177 103H178V101H176ZM246 102V103H245ZM21 103H23L22 105H20ZM245 103V104H244ZM193 106H191L190 107V109H193V110H195L193 107H194V104L193 103H191ZM190 104V105H191ZM226 104H228L229 105V102H227ZM256 104H258V102L256 103ZM18 105H19V107L21 106V108L23 107V106H25V109H21V108H18ZM164 105V103H162V107H161V105L159 106V107H161V108H163V107H165V106H163ZM178 105H180V104H178ZM181 105H183L184 106V102L183 103H181ZM181 105H180V107H181ZM222 105V104H221ZM262 105H264V104H262ZM182 106V107H183ZM223 106V105H222ZM231 106V105H230ZM247 106V107H248ZM259 106V105H258ZM198 107H196V109L198 108ZM225 107V106H224ZM223 107V108H224ZM234 107H237V106H234ZM233 107V108H234ZM247 107H245V109H247ZM261 107V106H260ZM24 108V107H23ZM168 108V107H167ZM170 108V107H169ZM183 108H185V110H187L186 109V107H183ZM218 108L220 109V111L218 110ZM226 108V107H225ZM224 108V109H225ZM253 108V107H252ZM255 108H256V106H255ZM254 108V109H255ZM259 108V107H258ZM257 108V109H258ZM262 108H264V106H262ZM228 109V108H227ZM227 109H226V111H227ZM236 108H234V110H235ZM237 109H238V111H239V108L237 107ZM242 109V108H241ZM242 109V110H243ZM256 109V110H257ZM228 110H231V109H228ZM233 110V109H232ZM241 110V111H242ZM252 110V109H251ZM250 110V111H251ZM255 110V111H256ZM261 110V112L260 113H262V110H264V109H260ZM259 110V111H260ZM158 111V115H159V117H157L156 118V113L155 112H157ZM175 111V110H174ZM192 111V110H191ZM248 111H249V108H248ZM247 110H245V113L246 112H248ZM161 112V111H160ZM195 112H196V110H195ZM224 112V111H223ZM229 112H231V111H229ZM229 112L227 113L228 114V116H229ZM236 112V111H235ZM240 112V111H239ZM243 112V111H242ZM162 113H163V111H162ZM192 113H193V115L194 114H197V113H194L193 111H192ZM226 113V112H225ZM258 114H259V112H257ZM154 114H155V117H154ZM168 114V113H167ZM226 114V115H227ZM249 112L247 113V114H244L243 116H248V118L247 119H250V116H251V114H249ZM253 114V113H252ZM163 116H166L165 115V113H163L162 114ZM190 115H191V113H190ZM225 115V116H226ZM231 115H233V114H231ZM195 116V118H197ZM221 116V117H220ZM228 116H227V118H228ZM235 116V115H234ZM233 116V117H234ZM242 116V115H241ZM245 116V117H246ZM253 116V115H252ZM251 116V117H252ZM177 117H179V116H177ZM232 117V116H231ZM236 117V116H235ZM156 118V119H155ZM173 118V117H172ZM175 118H176V116H175ZM174 118V119H175ZM236 118H240V115L239 116H237ZM178 119H181V118H178ZM221 119V120H220ZM238 119L236 120V119H234L233 118V120L232 121H234L235 120V122L236 121H238ZM96 120H98L100 123H105L104 124V127H102L101 125L102 124H100V123H98V122H96ZM168 120V119H167ZM223 120V121H222ZM243 120V119H242ZM102 121V122H101ZM168 121H171V120H168ZM172 121H174V120H172ZM232 121H230V122H232ZM240 121V122H239ZM238 122H237V124H238V126H239V124L240 123H243V122H241V120H239ZM95 122H96V124H95ZM162 122H164V120H162ZM162 122H160V123H162ZM175 122V121H174ZM182 122V121H181ZM184 122V121H183ZM229 121H228V123H230ZM227 123V124H228ZM246 122H244V124H245ZM157 124H159V125H157ZM171 124H172V122H171ZM196 124V125H197ZM230 124H232V123H230ZM15 125H16V127H15ZM98 125L99 126H101V127H99L98 128ZM179 125V124H178ZM221 125V126H222ZM229 125V124H228ZM233 125L235 126L236 125V123L234 124V122H233ZM174 126V125H173ZM177 126V125H176ZM241 126H243V124L241 125ZM157 127H161L162 129L161 130H164V131H162L161 132V130L160 129H158ZM166 127H168V126H166ZM180 127V126H179ZM182 127H184V126H182ZM192 127H193V125H192ZM236 127V126H235ZM244 127V126H243ZM158 129V131H157V133L159 134V133H161L162 135H161V137L162 136H164V132L166 133V131H167V136H165V137H163L164 138V140H166L167 141V143H165L166 141H163L161 138H159V139H157L156 138V140H155V138H153L154 137V133H156V132H152L153 133V136H152V138H153V141H152V138H151V135H149V137L151 138V140L150 141H147L148 139H149V137H148V134H146L145 136L147 137V140L145 141L146 142V144H144L143 142H142V135H144V134H142L143 132H146V131H148L149 129L151 130L152 129V131H155V129ZM170 128V127H169ZM231 128V127H230ZM230 128H229V130H230ZM233 128V127H232ZM237 128V127H236ZM182 129V128H181ZM241 128H239V130H240ZM175 130H178V128L176 127V129ZM180 130V129H179ZM183 130V129H182ZM228 130V131H229ZM180 132H182V131H180ZM184 132H185V130H184ZM191 132V131H190ZM210 132H212V131H210ZM214 132V131H213ZM210 133V134H214V133ZM227 132V131H226ZM232 132H234V131H232ZM148 133H151V131L150 132H148ZM156 133V135H158ZM174 133V132H173ZM223 133L221 134V135H223ZM253 133H254V137H256V138H259L260 136H261V133L257 130V129H253ZM82 134V135H81ZM165 134V135H166ZM174 134V135H175ZM179 134V133H178ZM216 134V135H217ZM93 135H95V136H93ZM97 135H99L98 137H97ZM219 135H220V132H219ZM20 136H19V138H20ZM118 136L119 137H122V139H117L118 138ZM144 136V138H146ZM169 136V137H168ZM189 136V135H188ZM191 136V135H190ZM199 136V137H198ZM213 136H215V135H213ZM212 136V137H213ZM5 137V138H4ZM9 137V138H10ZM25 137H27V136H25ZM36 137H37V135H36ZM72 137H71V139H72ZM78 137V138H77ZM106 137H108L109 138V140H108V138L107 139H104V138H106ZM125 137V138H124ZM156 137H158V136H156ZM177 137H178V139H177ZM211 137V138H212ZM216 137V136H215ZM14 138V137H13ZM13 138H12V140H10V141H13V142H11V144L13 143V146L11 147V146H9V147H11V148H14V144H15V142L16 141H14L13 140ZM18 138V139H19ZM21 138H23L24 140L26 139V138H24V137H22L21 136ZM28 138V137H27ZM40 138V137H39ZM112 138L114 139V138H116V140H120L121 141V143L120 144H117L116 143V145L114 144L113 145V143L111 142V140H112ZM193 138V137H192ZM209 138V139H208ZM214 138V137H213ZM8 139V140H7ZM15 139H17V138H15ZM23 139H21L22 141H23ZM30 139H31V137H30ZM34 139H37V138H32L31 140L32 141H34V142H36V143H38L36 140H34ZM98 139L96 140V146L98 147V143H100V147H104V149H105V147H106V150H108V148H107V146L105 145V146H102L103 144H102V142H103V140L101 141L100 139H99V141H98ZM111 139V140H110ZM181 139V138H180ZM191 139V138H190ZM194 139V138H193ZM215 139V138H214ZM21 140H20V142H21ZM28 140H29V138H28ZM30 140V141H31ZM41 140H42V138H41ZM80 140V139H79ZM89 140V141H88ZM192 140V139H191ZM208 140H209V142H208ZM1 141H3L2 139L0 140V147H2V148H4L3 147V145L4 144H8L6 141L3 143H1ZM30 141H28V142H30ZM31 141V142H32ZM50 141V140H49ZM78 141V140H77ZM84 141V142H85ZM144 141V140H143ZM192 141H195V140H192ZM216 141V140H215ZM19 142V143H20ZM34 142H32L33 144H35ZM39 142H41L42 143V141H39ZM45 142V141H44ZM44 142H43V145L45 146V148L47 149V150H49V149H51L52 150V147H55V146H52L53 144H51V146H49V144H48V146L49 147H51V148H49L48 146H47V144H44ZM51 142V141H50ZM79 142V141H78ZM107 142H109L108 144H107ZM185 142H187V143H185ZM196 142V141H195ZM19 143L17 144V146H19L20 147V145H19ZM22 143V142H21ZM31 143V145L32 146H30V147H28L29 149L32 147V151H34V148H33V144ZM40 143V144H41ZM46 143H48V141L46 142ZM73 143H75V142H73ZM80 143V142H79ZM87 143V144H88ZM104 143V144H105ZM185 143V144H184ZM194 143V142H193ZM1 144H2V146H1ZM25 144H29V143H25ZM61 144V143H60ZM144 144V145H143ZM8 145H10V143L8 144ZM8 145H6V146H8ZM24 144H22L21 145V148H20V151L22 150V146H23ZM42 145V144H41ZM76 145H77V143H76ZM86 145V144H85ZM90 145V144H89ZM113 145V146H112ZM146 145V146H145ZM192 145H194L192 148H195V144H192ZM16 146V145H15ZM29 146V145H28ZM35 148H37L38 146L35 144ZM57 146V145H56ZM87 146V145H86ZM9 147H7V148H9ZM18 147V148H19ZM24 147V146H23ZM59 147V146H58ZM57 147V149H59ZM62 147V146H61ZM60 147V148H61ZM77 147H78V145H77ZM87 147H89V149H88V151H90L91 152V154L94 156L95 154H93L92 153V151L93 150H90V148H91V146H87ZM93 147H94V144L92 145V149H93ZM100 147H98L99 149L98 150H101V148ZM109 147V146H108ZM144 147H146V149L147 150H149L150 152L149 153H151V154H145V150H144ZM40 148V147H39ZM42 148V147H41ZM37 149L38 150V152L41 150V152L38 154V153H36V151H34L35 152V157H37L36 155H40V156H42V158H45L44 160H50V159H48L49 158V155L51 154V150H50V152L48 153V152H46L47 150L43 147L42 149ZM49 148V149H48ZM79 148V147H78ZM85 148V147H84ZM1 149V148H0ZM10 149V148H9ZM8 149V150H9ZM15 149H17V148H15ZM15 149H12V151H13V153H14V151H16L15 153H19L17 150H15ZM24 149L25 148H23V151H24ZM44 149H45V151H44ZM54 149V148H53ZM56 149V150H57ZM62 149H64V148H62ZM175 149V150H174ZM4 151H6L5 150V148L3 149ZM2 150V151H3ZM30 150V151H31ZM43 150V151H42ZM56 150L54 149L52 152H56ZM59 150H61V149H59ZM96 150V149H95ZM109 150V153H108V155H110L111 154V156H109L108 157V159L110 158H112V159H114V160H116L115 159V157H117V154H115V155H113V152H112V150L110 151ZM115 150H118L117 152L115 151ZM257 150H259V151H257ZM256 151H254L253 150V155L255 154V157H256V155L258 156L259 155V153L258 152H261L262 153V151H264V149H262L261 148V151H260V149L258 148ZM11 151V150H10ZM25 151H27V149L25 150ZM29 151V150H28ZM27 151V152H28ZM103 153H104V150L102 149L101 150ZM100 151V152H101ZM174 151H176V152H178V153H183V155L182 156H180V157H178L175 153H174ZM8 152V155H9V151H7ZM44 152L46 153L45 155H48V157L47 156H45V155H43L44 154ZM61 152V151H60ZM59 152V154H63L62 152L60 153ZM64 152V151H63ZM78 152V151H77ZM98 153H99V151H97ZM122 152V153H121ZM21 154L23 153V152H20ZM26 153V152H25ZM23 153L22 154V156H21V154H18L19 156H20V158L19 159H21V157L23 158V155H25L26 157H28V154L29 155H31L30 153L31 152H28V154L26 153ZM58 152H56V154H57ZM66 153V154H65ZM94 153H95V151H94ZM251 153V154H252ZM256 153H258V154H256ZM0 154H3V155H5V156H2V155H0V161L2 160L1 159V157H3V158H6L5 160L3 159L2 161L4 162L5 161V164H8V162H10V158H9V160L7 159V156L8 155H6V152H3V153H0ZM56 154H54V153H52V155L53 156H55ZM64 154L67 156V155H69L70 153L69 152H64ZM102 154V153H101ZM100 153L98 154V155H101ZM262 154H264V153H262ZM13 155V154H12ZM16 155V154H15ZM52 155H50L51 157H52ZM71 155V154H70ZM104 155H106V152L103 154V157H104V159H102L101 158V160H105L106 159V157L104 156ZM25 156H24V158H25ZM57 156H58V154H57ZM60 156H62V155H60ZM66 156H62L61 157V159H64V161H67V162H64V163H69V165H66V164H64V163H61V162H63V160H59L60 161V164L62 165V170H64V169H66L67 171H69V173L72 171H76L77 170V166H75V165H77V163L74 165L73 163H70L71 161H69V159H68V156L66 157ZM114 156V157H113ZM124 156L123 157H121V158H124ZM262 156H264V155H262ZM262 156H260V159H261V157ZM11 157V156H10ZM33 157V156H32ZM75 157V156H74ZM94 157H96V156H94ZM99 157H101V156H99ZM120 157L118 156V158L120 159ZM254 157V160L257 158H259V156L258 157H256L255 158ZM39 158V157H38ZM53 158V160L55 159V157H52ZM69 158L71 159H74L73 158V155H72V157H70L69 156ZM98 158V157H97ZM96 158V159H97ZM28 159H30V158H28ZM32 159V158H31ZM30 159V162H32V164H35V163H33L34 162V160L32 161ZM36 159V158H35ZM40 159H41V157H40ZM39 159V160H40ZM59 158H57L56 157V159L54 160V162H55V164H58L57 165V167H59L60 168V166L61 165H59V161L58 162H56L57 160H58ZM66 159H68V160H66ZM76 159V158H75ZM74 159V160H75ZM77 159H79V158H77ZM100 159V158H99ZM262 159H264V157H262ZM261 159V160H262ZM14 160V159H13ZM22 160V159H21ZM24 160V162H28V160L27 159H23ZM37 160V159H36ZM42 160V159H41ZM52 160V161H53ZM79 160H81V159H79ZM79 160H76V161H73V162H77V161H79ZM107 160V159H106ZM253 160V161H254ZM6 161H8V162H6ZM18 161V160H17ZM16 161V162H17ZM38 161V160H37ZM82 161H84V160H82ZM247 161H249V160H247ZM246 161V162H247ZM12 162V161H11ZM10 162V163H11ZM23 162V161H22ZM24 162H23V165H22V163H21V167H23L24 166ZM26 162V163H27ZM36 162V161H35ZM54 162H53V164H54ZM257 162H258V160H257ZM254 163V164H257V165H254V166H257V171L260 169V167H261V169H260V171H258V173L257 172H255V171H253L254 169H252L253 167H250L251 168V171H253V173H249V174H252V178L254 179V181H256V183H254V181H253V179H251V177L249 178V176H246V179H245V187H246V190H242L241 191V202L240 203H238V206H242V207H247L246 208V212L248 213V209H250L249 211H251V209L252 210H254L255 211V202H257V203H259L258 201L259 200H261V201H264V198H260V199H258L257 200V198H256V200H255V195L256 196H262V195H264V194H262V193H264V191H262V193H261V189H264V185H262V184H264V183H262V182H264V179H261L262 177H264V167H262V166H264V164H262V163H264V160H262V163H260V165L258 164L259 162H260V160H259V162L258 163ZM26 163H25V165H26ZM41 163H45V162H42L41 161ZM40 163V161H39V164L41 165V167L43 166V164H41ZM47 163H50V161H48ZM80 163V162H79ZM83 163V162H82ZM85 163V162H84ZM83 163V164H84ZM249 163V162H248ZM248 163H245V165H244V167L245 168H247L248 167ZM252 163V162H251ZM13 164L14 165H16V166H14L15 167V170L18 168V166H19V164H20V161H19V164H18V166H17V163L15 164V162H13ZM27 164H29V162L27 163ZM37 164V163H36ZM74 165L75 167H76V170H74L75 168H74V166H72V165ZM83 164H81V165H83ZM86 164V163H85ZM262 164V165H261ZM3 165H4V163H3ZM30 166H32L31 164H29ZM29 165H26V166H29ZM66 165V166H65ZM259 165V166H258ZM7 166V165H6ZM9 166V165H8ZM26 166H25V169H26ZM35 166V165H34ZM37 166H38V164H37ZM46 166V165H45ZM50 166H52V165H48L47 164V167L50 169V173L54 170V169H57V167L55 168V166L56 165H54V169L51 171V168H50ZM72 166V167H71ZM80 166V165H79ZM84 166V165H83ZM112 166H113V164H112ZM229 166H231V163L227 166L228 168H229ZM12 167V166H11ZM14 167H13V169H14ZM17 167V168H16ZM85 167V166H84ZM86 167H87V165H86ZM1 168V167H0ZM3 168V167H2ZM29 168V167H28ZM37 168V167H36ZM48 168H46V169H48ZM57 169V170H59V172L57 171H53L52 173L54 174V177H58V176H63V175H66V174H64L65 172L64 171H62L61 169ZM70 168V169H69ZM80 168H83V167H80ZM80 168H78V169H80ZM231 168V167H230ZM229 168V169H230ZM234 168V167H233ZM4 169V174L5 173H7L6 171H8V170H6L5 171V168H3ZM20 169V168H19ZM30 169H31V167H30ZM29 169V170H30ZM39 169V168H38ZM42 169H44V166H43V168ZM196 170V174L197 175H192V174H190V172H189V170ZM225 169V168H224ZM1 170V169H0ZM18 170V169H17ZM23 170H24V167H23ZM35 169H33V167H32V170H30V171H32L31 173H33V172H35L36 173V170L34 171ZM61 170V171H60ZM65 170V171H66ZM221 170H223V169H221ZM221 170H219L220 172H221ZM233 170V169H232ZM232 170H231V172H232ZM235 170H237V165H236V168H234V171ZM256 170V169H255ZM19 171V170H18ZM17 171V172H18ZM38 171V170H37ZM48 171V170H47ZM66 171V172H67ZM224 171V170H223ZM225 171H227V173H223V172H221V173H223V175L221 176V177H223L224 176V174H228V171L229 170H225ZM234 171H233V173H234ZM10 172V171H9ZM14 172V171H13ZM12 172V173H13ZM20 172V171H19ZM18 172V173H19ZM39 172V171H38ZM43 172V171H42ZM49 172V171H48ZM62 172V173H61ZM213 172V171H212ZM220 172H217L216 174L218 175V173H220ZM230 172V171H229ZM247 172H250V171H247ZM260 172V173H259ZM21 173L22 172H20V175H21ZM40 173V172H39ZM44 173V172H43ZM51 173V174H52ZM62 175H61V174ZM121 173V172H120ZM232 173V174H233ZM254 173H256L257 174V176L259 175V177H257L256 175H255V177H253V175H254ZM262 173V174H261ZM1 174V173H0ZM3 174V173H2ZM3 174V175H4ZM15 174V173H14ZM49 174V173H48ZM52 174V175H53ZM56 174H58V175H56ZM236 175H237V171H236V173H235ZM18 176V177H16V176ZM14 176H15V179L16 178H19L20 176H19V174L17 175V173L15 174ZM24 175V174H23ZM32 176H34L35 174H31ZM115 175V174H114ZM220 175V174H219ZM229 176L231 175V174H228ZM261 175V176H260ZM7 176V175H6ZM6 176H5V178H6ZM43 176V175H42ZM67 176V175H66ZM227 176V175H226ZM226 176H224V177H226ZM233 176H234V174H233ZM36 177H39V175H36ZM41 177V176H40ZM44 177V176H43ZM212 177V176H211ZM210 177V178H211ZM228 177V176H227ZM261 177V178H260ZM45 178V177H44ZM43 178V179H44ZM59 178V177H58ZM210 178H208V179H210ZM220 176H217V178H216V176H214V179L216 180L215 181V183H214V186H216V182H218L219 180H221L222 181V178H220ZM229 179L231 178V177H228ZM244 178V177H243ZM8 179H9V176H8ZM24 179V178H23ZM29 179V178H28ZM33 179V178H32ZM37 179V178H36ZM40 179V178H39ZM41 179H42V177H41ZM47 178H45L44 179V181L46 180ZM212 179V178H211ZM210 179V180H211ZM218 179V180H217ZM232 183H229L230 185L231 184H235L234 182V178L232 177ZM261 179V180H260ZM13 180V179H12ZM20 180H21V178H20ZM38 180V179H37ZM37 180L35 181L36 183H37ZM210 180H209V182H210ZM224 180V179H223ZM225 180H227V178L225 179ZM8 181V180H7ZM17 181H19V180H17ZM22 181V183L21 182H19V183H21L22 185H23V181L24 180H21ZM33 181V182H34ZM42 181V180H41ZM221 181H219L220 182V187H221V189L220 188H218L219 186H216V189H220L219 190V192L220 191H222V188L223 187H225L224 185H227V184H225L226 182H230V181H226L225 183H223L222 182V184H221ZM234 181V182H233ZM258 181V182H257ZM260 181H261V184H260ZM2 182V181H1ZM16 182V181H15ZM69 182V181H68ZM101 181H99V183H100ZM208 182V183H209ZM219 182H218V184H219ZM254 183V185H253V183ZM14 183V182H13ZM26 183V182H25ZM211 184H212V182H210ZM250 183H251V185L252 186H254V187H257V184H259V186L257 187V189H255L256 191H259L261 194H259V193H254L255 191H253V190H251V189H249L248 187L249 186H251L250 185ZM2 184V183H1ZM0 184V185H1ZM4 184V183H3ZM6 184V183H5ZM4 184V185H5ZM27 184V183H26ZM48 184V183H47ZM101 184V183H100ZM99 184V185H100ZM106 184V183H105ZM119 184V183H118ZM9 185V184H8ZM33 185H34V183H33ZM36 185V184H35ZM43 185V184H42ZM209 185V184H208ZM223 185V186H222ZM19 186V185H18ZM17 186V187H18ZM121 186V185H120ZM261 186V187H260ZM16 187V186H15ZM211 187V186H210ZM232 187V185L229 187L228 186V188L229 189H227V190H229L228 192H230L232 189H234V186H233V188L230 190V188ZM21 188H23V187H21ZM20 189V188H19ZM113 189V188H112ZM208 189V191H209V193L207 194V192H206V190ZM224 189V188H223ZM260 189V190H259ZM21 190V189H20ZM225 190V189H224ZM224 190H223V192H222V194H223V196H221L222 194H220L219 192V196H221V197H223L224 198V200L223 201H229V200H231V202L229 201L228 203H230V204H232L233 202H232V200H233V195L232 194H230V199H227V200H225V198H226V194L228 193H226V190H225V195H224ZM213 191H216V192H213ZM217 191L218 190H212V192L210 193V194H213V195H215V197H214V199H216L217 201H216V203H214V200H212L213 201V204H216V206H217V204H218V206L217 207H213L214 209V213H215V211H218V213L220 212V211H222V209L220 210V205H219V203L221 202H219L218 201V199H217ZM252 191H253V193L255 194L254 195V197L252 196ZM234 192V191H233ZM215 193V194H214ZM229 194H228V196H229ZM259 194V195H258ZM106 195V194H105ZM111 194H108V197L110 196ZM212 195V196H213ZM107 196V195H106ZM117 196V195H116ZM205 196H208L207 198L205 197ZM211 196V198L213 199V197ZM101 197V196H100ZM220 197V198H221ZM262 197H264V196H262ZM96 198V197H95ZM104 198V197H103ZM110 198V199H109ZM109 198H106V199H109L108 201L110 202V200L112 199L111 197H109ZM211 198H209V199H211ZM219 198V197H218ZM99 199V198H98ZM101 199V198H100ZM173 199V200H175V202H178V203H175V204H179V205H177V206H179L177 209L176 208H174V209H176V212L175 211H171V210H169L170 209V207L168 208V204L170 203V205H174V201H172V204H171V200ZM222 199V198H221ZM234 199H235V197H234ZM89 200V199H88ZM91 200H92V197H91ZM105 200V199H104ZM197 200H199L200 201V204H201V207H200V214L199 213H197V212H195L193 209H192V204L194 203V202H196ZM203 200L205 201L203 204H202V202H203ZM220 200V199H219ZM98 201V200H97ZM106 201L107 200H105V205H107V203H106ZM222 201V202H223ZM260 201V202H261ZM85 202V201H84ZM88 202V201H87ZM87 202L84 204L83 203V206L85 205V208L87 207V209H88V207H89V205L87 204ZM95 203H96V199H95V201H94ZM108 202V203H109ZM209 202V201H208ZM211 202V201H210ZM209 202V203H210ZM217 202H219V203H217ZM88 203H90V201L88 202ZM93 203V202H92ZM101 203V202H100ZM103 203V202H102ZM256 203V204H257ZM96 204H98V203H96ZM104 204V203H103ZM109 204H111V203H109ZM211 204V203H210ZM210 204H208V207H206V208H212V207H209V205ZM212 204V206H215V205H213ZM221 204V203H220ZM87 205V206H86ZM102 205V204H101ZM172 205V206H173ZM227 205H229V204H227ZM258 205V204H257ZM262 205V202H261V204H260V206ZM76 206V205H75ZM78 206V205H77ZM76 206V207H77ZM94 206H95V204H94ZM99 207H100V204L98 205ZM98 206H97V209H98ZM110 206V205H109ZM108 206V207H109ZM223 206V205H222ZM221 206V208H223L224 209V206L222 207ZM231 206H233V205H230V208H231ZM259 205H258V207H260ZM262 206H264V205H262ZM92 207V206H91ZM102 207H103V205H102ZM107 207V208H108ZM176 207V206H175ZM80 208V207H79ZM94 208V209H93ZM92 209H93V211L91 212V213H93V212H95L96 211V208L95 207H93ZM105 206H104V209L102 208V210H101V212L102 211H106L107 212V210H105ZM111 208V207H110ZM109 208V209H110ZM215 208H217V209H215ZM219 208V209H218ZM240 208V207H239ZM57 209V208H56ZM82 208H80V209H78V210H80V212H79V214H80V216H82V213L84 212L83 210H85L84 208L81 210ZM173 209V210H174ZM228 209V208H227ZM77 210V211H78ZM100 210V209H99ZM225 210V209H224ZM261 212L260 213H258L259 215H260V217L262 216L261 215V213H264V212H262V211H264V208H262L261 209V207H260V209H259ZM81 211H83V212H81ZM227 210H225V212H226ZM229 211V210H228ZM257 211V210H256ZM255 211V214H256V216L258 215L257 214V212ZM89 212H90V210H89ZM99 212V211H98ZM108 212H110V211H108ZM231 212H233V210H232V208L230 209V212L228 213V212H226V213H228V214H230ZM246 212H244V214L246 213ZM78 213V212H77ZM85 214H88V212H84ZM84 213H83V216H86V221L88 220V217H90L91 218V215L90 216H88V215H84ZM224 213V212H223ZM246 213V214H247ZM251 213H253V212H251ZM79 214H77V215H79ZM96 214V213H95ZM100 214V213H99ZM103 214V213H102ZM105 214V213H104ZM106 214H109V213H106ZM207 214V215H206ZM220 214H221V212H220ZM228 214H226V216L228 215ZM232 214V213H231ZM254 214V215H255ZM50 215V214H49ZM94 215V214H93ZM101 215V214H100ZM99 215V216H100ZM206 215V216H205ZM217 215H219V214H217ZM259 215L257 216V217H259ZM104 216V215H103ZM102 216V217H103ZM211 216H213L212 217V219L213 218H216L215 216H216V213H215V216H214V214L213 213H211L210 214V217ZM220 216V215H219ZM218 216V217H219ZM221 216H222V214H221ZM225 216V217H226ZM245 216V215H244ZM247 217H248V214L246 215ZM255 216V217H256ZM46 217V216H45ZM93 217V216H92ZM101 217V218H102ZM106 217V216H105ZM109 217H110V215H109ZM186 217V218H185ZM188 217V218H187ZM217 217V218H218ZM223 217V216H222ZM80 218H82V221H84L83 219H84V217H77V220L78 219H80ZM108 218V217H107ZM111 218V217H110ZM177 219L178 220V222H176V221H173L174 219ZM204 218H202V223H203V221L205 220ZM245 218V217H244ZM262 218H264V217H261V220H264V219H262ZM36 219V218H35ZM95 219V218H94ZM93 219V220H94ZM100 219V218H99ZM103 219V218H102ZM173 219V220H172ZM204 219V220H203ZM207 219V220H208ZM220 219V218H219ZM251 219V223H253L252 225H253V227L251 226V225H249L250 223H247V225H246V223H245V226H244V221L246 222V220H244L243 219V228H244V232H245V230H246V228H247V226L249 225V226H251L252 228V230H254V229H256L257 228V226H255L254 225V222L252 221V220H254L253 219V216H252V214H251V216H250V212H249V218H248V220H250ZM90 220V219H89ZM96 220H97V215H96ZM95 220V221H96ZM170 220H172L173 221V223H170ZM210 220H211V218H210ZM214 220V219H213ZM223 220V219H222ZM43 221V220H42ZM45 221V220H44ZM75 221V220H74ZM78 221H81V219L80 220H78ZM82 221L81 222H79V224H81V226H82ZM92 221V220H91ZM94 221V222H95ZM102 221V220H101ZM104 221V220H103ZM107 221H108V219H107ZM112 221V220H111ZM171 221V222H172ZM182 221H185V220H182ZM206 221V220H205ZM218 221V220H217ZM221 221V220H220ZM46 222V221H45ZM49 222H50V220H49ZM77 222V221H76ZM94 222H91L93 225H94ZM98 222V221H97ZM104 222H106V221H104ZM211 222H213V221H211ZM216 222V221H215ZM219 222V221H218ZM230 222V221H229ZM228 222V223H229ZM256 222V221H255ZM262 222H264V221H262ZM78 223V222H77ZM87 223H90V221L89 222H87ZM87 223H85V225L87 224ZM99 223V222H98ZM179 223H181V224H179ZM208 223V222H207ZM217 223V222H216ZM73 224H74V222H73ZM105 224H107V223H105ZM170 224V225H169ZM185 224V223H184ZM183 224V225H184ZM214 224V223H213ZM218 224V223H217ZM75 225H77V224H74V226ZM84 225V227H86V226H88V225H86L85 226ZM93 225H91V226H93ZM95 225H96V222H95ZM100 225V223L98 224V226ZM108 226H110L111 225V228L109 229V228H107L106 227V229H109V230H111L112 229V224L110 223V224H107ZM106 225V226H107ZM170 227H169V226ZM202 225H204L203 226V228L205 227V224H202ZM233 225V224H232ZM258 225H259V223H258ZM78 226H80V225H77V228L80 230V227H78ZM168 226V228H166ZM218 226V225H217ZM84 227H82L81 228V230H83V232L85 231V232H87L86 231V229H87V227H86V229L84 228ZM89 227V226H88ZM208 227V226H207ZM214 227H216V226H214ZM232 227V226H231ZM90 229H91V227H89ZM209 228H211V227H209ZM249 228V227H248ZM248 228H247V236L246 237H249L248 236V233H250V232H253L252 230H250V228H249V230H248ZM93 229H96V226H95V228H93ZM101 229V228H100ZM166 229H167V231H166ZM208 229V228H207ZM258 229V228H257ZM256 229V230H257ZM76 230V229H75ZM80 230V231H81ZM109 230H107V231H109ZM120 230V229H119ZM187 230V229H186ZM205 230H206V228H205ZM210 230V229H209ZM216 230V229H215ZM227 230V229H226ZM256 230H254V232H256ZM259 230V229H258ZM257 230V233L259 232ZM262 230V229H261ZM80 231H79V235H80ZM91 231V230H90ZM89 231V232H90ZM93 231V230H92ZM97 232H98V230H96ZM104 231V230H103ZM250 231V232H249ZM82 232V233H83ZM180 232L182 233V231L180 230ZM185 232V231H184ZM218 232V231H217ZM253 232V233H254ZM81 233V235H83ZM88 233V232H87ZM87 233H85L86 235H88ZM94 233H96V232H94ZM102 231H101V233H99L101 236H102ZM112 233H114V230L112 231ZM172 233V232H171ZM198 233H200L199 231H198ZM207 233V232H206ZM205 233V234H206ZM227 233V232H226ZM76 234V233H75ZM84 234V235H85ZM108 234V233H107ZM106 234V235H107ZM155 234V238H154V235ZM168 234H170V232L168 233ZM177 234V233H176ZM228 234V233H227ZM259 234V233H258ZM258 234H256V235H258ZM261 234H264V232H262ZM90 235H91V232L89 233V237H90ZM118 234H116V236L115 237H118V239L117 238H113V240L115 241V240H117L118 242H115V243H117V245L116 246H114V248L116 247V251H119V249L117 250V247L119 246L118 245V243H119V236H117ZM142 235H144V239L141 237ZM172 235V234H171ZM245 235H246V233H245ZM260 235V234H259ZM92 237H94V235H93V233H92V235H91ZM99 235H97L96 234V237H95V239H99L100 238V240L102 239L101 238V236H99ZM210 236V235H209ZM71 237H73L74 238V236H71ZM84 238L86 237V240L84 239V240H82V241H88L89 240V238H88V240H87V236H83ZM92 237H90V238H92ZM110 237L111 238H109V240L110 239H112V236H111V233H110ZM166 237H168L167 235H166ZM165 237V238H166ZM200 237V236H199ZM254 237H255V235H254ZM104 238H105V240H106V237L104 236ZM141 238L143 239V240H141ZM163 238V237H162ZM165 238L164 239H162V241H164V242H166L165 241ZM179 238V237H178ZM216 238V237H215ZM220 238V237H219ZM19 239V238H18ZM18 239H16V240H18ZM75 239V238H74ZM80 240H81V238H79ZM171 239V238H170ZM251 239V238H250ZM256 239V238H255ZM261 239V238H260ZM71 240V239H70ZM77 240V239H76ZM91 240V239H90ZM90 240H89V242L88 243H86V242H84V243H86V245H88L89 246V244L91 243L90 242ZM97 240L96 241H94V242H96L95 243V245H94V248L93 247H91V245L92 244H94L93 243V241H92V244L90 245V247H88L87 246V251H91L92 250V252H93V250L95 251V250H98L97 249V247L98 246H100V243L101 242H103L102 240H101V242H100V240L98 241L99 242V244H98V242H97ZM144 240V242L146 243V245H147V242ZM173 240V239H172ZM172 240H171V242H172ZM210 240V239H209ZM224 240V239H223ZM246 240H248L247 238H246ZM257 240H259V238L257 239ZM262 240H264V239H262ZM19 241H21V240H19ZM72 241V240H71ZM112 241V240H111ZM110 241V242H111ZM142 241V242H141ZM161 241V242H162ZM208 241V240H207ZM228 241V240H227ZM78 242V241H77ZM105 242H106V244H107V240L106 241H104V245H103V247L106 245L105 244ZM160 242V243H161ZM168 242V241H167ZM235 242V241H234ZM259 242H260V240H259ZM43 243V242H42ZM109 243V242H108ZM156 243V242H155ZM154 243V244H155ZM158 243H156V246H157V244ZM159 243V244H160ZM188 243V242H187ZM242 243H243V241H242ZM247 243H249V242H246V244ZM253 243H257V242H254L253 241ZM44 244V243H43ZM81 244H82V242H81ZM98 244V245H97ZM101 244H103V243H101ZM153 244V245H154ZM158 244V245H159ZM173 244V243H172ZM235 244V243H234ZM249 244H251V242L249 243ZM259 244V243H258ZM261 244V243H260ZM259 244V245H260ZM78 245V244H77ZM77 245H76V248H77ZM80 245V244H79ZM85 245V244H84ZM150 245V247H152ZM168 245V244H167ZM208 245H210V244H208ZM259 245H258V247H259ZM37 246V245H36ZM35 246V247H36ZM41 246V245H40ZM97 246V247H96ZM107 246V245H106ZM110 246H111V244H110ZM249 246H252V245H249ZM255 245H253L252 247H254ZM261 246V245H260ZM80 247V246H79ZM81 247H82V245H81ZM95 247H96V249H95ZM102 247V246H101ZM157 247H159V246H157ZM169 247V246H168ZM246 247V246H245ZM247 247H248V245H247ZM251 247V248H252ZM34 248V247H33ZM85 248V247H84ZM89 248L91 249V250H89ZM93 248V249H92ZM105 248V247H104ZM104 248H102V249H104ZM107 248V247H106ZM111 248H112V246H111ZM155 248V247H154ZM153 248V249H154ZM160 248V247H159ZM251 248L249 249V253H253V252H255V250L253 249V251H250L251 250ZM256 248V247H255ZM260 248V247H259ZM31 249V248H30ZM35 249V248H34ZM73 249V248H72ZM79 249V248H78ZM99 249H100V247H99ZM101 249V250H102ZM121 249V248H120ZM145 249H146V251H145ZM161 249V248H160ZM160 249H158L159 251H160V253H162L161 252V250ZM167 249V248H166ZM169 249V248H168ZM80 250V249H79ZM79 250H78V252H79ZM85 250V249H84ZM101 250H99V252L101 251ZM257 250V249H256ZM34 251V250H33ZM82 250H80V252H81ZM86 251V252H87ZM103 251V250H102ZM102 251H101V253H102ZM111 251V250H110ZM109 250H108V252H110ZM150 251V250H149ZM152 251V250H151ZM186 251V250H185ZM10 252V251H9ZM84 252V251H83ZM90 253V254H92L93 255V253ZM97 252L98 251H95V253H94V255L95 254H97ZM107 252V253H108ZM158 251H156V253H157ZM26 253V252H25ZM28 253H30V251L28 252ZM106 253V252H105ZM105 253H103L104 255H105ZM121 253V254H120ZM124 253H126V255L124 254ZM231 253V252H230ZM23 254V253H22ZM37 254V253H36ZM89 254V253H88ZM98 254H100V253H98ZM108 254H110V253H108ZM107 254V258L109 257V255ZM115 253H113V255H114ZM124 254V255H123ZM154 254V255H153ZM79 255H81V256H79ZM85 255H86V253H85ZM85 255H84V257H85ZM93 255V256H94ZM121 255H123L124 257H126V258H124L123 256H121ZM163 255V254H162ZM26 256H27V254H26ZM78 258H79V260L81 261V258L83 259L84 257L82 256V254H79L78 253ZM98 255H96V257H97ZM100 256H102V254H100ZM100 256H98L99 258H100ZM207 256V255H206ZM254 256V255H253ZM23 257V259H24V255L22 256ZM34 257V256H33ZM81 257V258H80ZM91 258H92V256H90ZM90 257H85V259H83L82 261H81V263L82 264H87V262H88V264H90V263H92L93 264V261H96V259L94 258V260L93 259H90ZM105 257H106V255H105ZM110 257H111V255H110ZM110 257H109V259H108V261L110 260ZM114 257V256H113ZM158 257V256H157ZM156 257V258H157ZM184 257V256H183ZM219 257V256H218ZM249 257H250V255H249ZM251 257H252V255H251ZM250 257V258H251ZM259 257V256H258ZM27 258V257H26ZM25 258V259H26ZM86 258H87V260H86ZM89 258V259H88ZM98 258V259H99ZM106 258V259H107ZM210 258V257H209ZM9 259V258H8ZM12 259V258H11ZM67 259V258H66ZM65 259V261H67ZM98 259H97V261H98ZM113 259V258H112ZM111 259V260H112ZM207 259V258H206ZM16 260V259H15ZM27 261L26 262H28V258L26 259ZM32 260V259H31ZM75 260V259H74ZM85 260V261H84ZM90 260L92 261V262H90ZM4 261V260H3ZM80 261H79V263H80ZM101 261V260H100ZM100 261H98V263L96 262L95 264H101V263H99ZM104 262L102 263V264H107L108 263V261H107V263L105 262V260H103ZM156 261V260H155ZM160 261V260H159ZM181 261V260H180ZM4 262H6V261H4ZM10 262H11V260H10ZM12 262H14L13 260H12ZM18 262V261H17ZM24 262V261H23ZM22 261H21V264L23 263ZM70 262V261H69ZM76 262V261H75ZM83 262H85V263H83ZM90 262V263H89ZM111 262H113V261H111ZM117 262V263H118ZM157 262V261H156ZM239 263V262H238ZM251 263H253V262H251ZM255 263V262H254ZM253 263V264H254ZM19 264V263H18ZM70 264V263H69ZM163 264V263H162ZM257 264V263H256Z\"/></svg>","mask_w":264,"mask_h":264}]
</instances>
